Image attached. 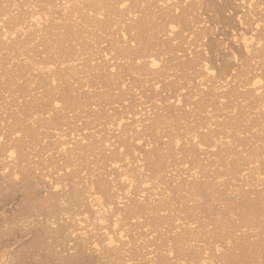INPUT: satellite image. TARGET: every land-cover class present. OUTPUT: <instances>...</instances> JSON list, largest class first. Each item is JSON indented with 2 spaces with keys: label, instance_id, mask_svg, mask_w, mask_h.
<instances>
[{
  "label": "rangeland",
  "instance_id": "rangeland-1",
  "mask_svg": "<svg viewBox=\"0 0 264 264\" xmlns=\"http://www.w3.org/2000/svg\"><path fill=\"white\" fill-rule=\"evenodd\" d=\"M2 1V0H1ZM0 1V2H1ZM39 1V0H38ZM41 1H42V3H41ZM40 1V3H41V5H39L40 7H38L39 8V10H41L42 8H41V6L42 7H45V8H43V9H47L46 11L45 10H41L42 12H46V13H48L47 11H50V13L51 12H53L54 11V13L56 12H60V14H61V11H60V7H59V4H60V1L58 0V2L59 3H57L56 4V2L57 1H52V2H50L51 0H41ZM130 2L132 1V0H129ZM134 1V0H133ZM133 1L131 2L132 3V5L130 4V2H129V7H130V5L133 7ZM145 2H146V4H145V2H144V5L143 4H141V6L143 7L142 9H141V7L140 6H138V7H140V8H137L136 10L138 11V13H139V15H138V17L140 18V16H141V19H139L138 21H140L141 22V24H142V27H144V28H140V24H139V22H137L138 23V25H137V27L135 28V30H134V32H129V33H131L130 35L132 36V33H133V35H134V33H135V37H136V39H139V41L137 42L138 43V45H140L139 46V48H143L144 47V45L146 46V48H147V51H148V49H149V51L150 50H154V52H152L154 55H156L157 57H159L160 58V62H161V68H160V70L162 69L163 71H160L159 72V70H158V72H157V74L158 75H161V76H158V78L155 76L154 78H155V80L156 79H158L157 81H161L160 83L159 82H157V83H155V82H153L151 79H153V75L151 76V79H149V77L148 78H146V82L147 83H144V81H143V77H139L140 76V74H138L137 75V72L138 73H141V76H142V73H146V72H144L143 70H140L139 71V69H138V67L136 66V62L134 63V61L133 60H128L129 62H125L124 61V59H123V61H124V63H123V61H117L119 64L117 65V66H119V67H117L116 66V69L117 70H115L114 72H116L117 74L115 75V74H113L112 73V75L110 74V72H109V70L107 69V68H104V67H106L104 64V66H99V69L98 70H96L97 72H98V74H97V72H96V74H92V76H91V78H88L87 77V80L85 79V74H86V70H87V67H88V63H85L86 61L85 60H87L86 58L88 57L89 58V55L88 54H90V52L88 51L87 52V50L86 49H88V48H86V47H88V46H84V44L86 45V42L83 44V42L84 41H82L83 39H85V41H87V43L89 42V44L88 45H90V46H94V45H92L93 43V41H97V42H104L103 40H105L106 41V45L105 46H108L107 48V50H110L111 48L110 47H113V46H110V43L112 42V41H114V43H113V45L115 44V43H120V41H121V38L120 39H118V37H120V36H118L119 34H118V32H116V31H114V26L113 27H111V25H109V23L111 22V23H114L115 21H116V19H117V21L118 22H120L121 21V18H119V16L121 17L122 15L124 16V14H122V12L120 13V14H122V15H119L118 14V9L117 8H119L120 6H116V9H115V7H114V9L117 11V14H116V12H113L114 11V9L112 10V9H110V8H107V9H109V10H107L106 9V11H105V9H104V11H102V13L104 12V14H105V12H106V15H108V18H107V16H106V18L108 19V21L110 20V22L107 24V27L105 26V27H103L101 24V27H102V29L100 30V31H103L102 33H104L105 31H106V33H104L103 35L101 34V36H100V31H99V29L101 28L100 27V25L99 26H97L96 28H98V27H100V28H98V29H96V28H94V29H91L90 31H92L93 33H91V32H89V28H86V26L85 25H81L80 24V22H78V27H76V25H77V23L76 24H74V23H70V22H72V21H68L67 22V24H71V26H69V28L70 27H72L73 25L72 24H74L75 25V27L74 28H72L73 30L75 29L76 30V28H78L76 31H77V33H76V35L77 34H79V38H81L80 36L81 35H83L84 34V36H82L83 37V39H81V40H79V41H77L76 40V42L75 41H73V40H75L74 38L76 37V36H69V37H71V38H69V37H67V39H68V41L66 40V33H64V32H66V31H64V32H62L61 30H63L62 28H64L63 26H66L65 24H66V22L64 23L63 22V24H62V22L60 21L58 24L59 25H61V30H59V31H57V29H56V31H55V33L53 34V37L52 36H48L47 38H48V40L52 43V47H51V43H49V41L48 42H44L43 41V39L41 40V42H43V46L42 47H36L35 45H37V44H41V42L40 41H38V42H40V43H37V44H35L36 42H34L33 44H31V45H29L30 47H25L26 49L24 50V48H22L23 50H20L18 53L16 52L15 53V51L14 52H12L11 54H10V50L9 49H4V51H1L0 50V74H1V76H2V78L0 77V125H1V128L3 129V131H2V129H1V131H0V137H4L5 139L7 138V136H8V138L7 139H9V136L11 135V134H13V133H16L17 131H20L19 132V136L17 135H14V136H16L18 139H21V140H18L17 142H15L17 139H16V137H15V139H13V140H15V141H13V140H10L13 136H11L10 137V139L8 140V141H13V145H16L17 147H18V149L20 150V151H17V153H18V155H19V153L21 152V149L23 150V153L22 154H20V156L22 157V159H18V158H20V156L17 158L20 162H22V161H24V159L27 161H24L23 163L24 164H22V163H20V165H19V163H17V165H19V167H20V169H21V171L23 172H20V178H19V176H18V178L20 179H18L17 181H15L14 182V180H8L7 178H5L4 177V179H2L3 178V175H2V177L0 176V264H114V262L113 261H115V260H113V259H116V262H115V264H124V262L126 261L127 263H131L132 261L131 260H133L134 259V262L132 263V264H144V262H145V259L143 258V256L142 255H144L145 253V255L147 256V259H148V256L149 257H151V256H153L152 258H151V260H150V258L148 259V260H150L149 262L148 261H146V263L148 262L149 264H153V263H151L152 261H155L156 263H154V264H159V262H160V264H264V207H262L263 208V210H259V208L256 210L255 208H250L249 209V206H252L253 204L255 205L256 203L255 202H257V194L255 195L254 193L257 191H255V189H254V191L255 192H253L252 190L253 189H249L250 187H251V185H250V187L248 188V187H246L244 184L247 182V180L245 181V182H243V179H244V177L246 178V179H248L247 177H250V182L252 181V180H254L255 179V176H253V172H255L254 171V167H255V165H257V164H254V167H252L253 165H250V167L248 166V164H249V162H252L253 160L255 161V159H256V157H255V155L259 158H257L256 159V161L257 160H259V163L261 164H259L258 163V165L256 166V167H258V169H259V171L261 172L262 170L264 171V150H262V148L264 149V125L263 124H260L259 123V121H257V117L254 115L255 113H257V112H259L260 110L262 111L263 109H261L260 108V110L257 108L256 110V112L255 111H253V109L255 108L254 106H256L254 103H256V100H254L253 99V101L252 102H250V97H249V99L250 100H248L249 101V103H248V101H243L242 99H244V98H246V97H244L245 95H247V93H248V91H249V89H251V88H249V87H247V88H249L248 90H246L247 88H241L242 87V84H244L245 86H246V83H248V81L246 82V80L247 79H249V81L251 80V73L253 74V76L255 75V74H258V72L260 71V73H262L261 71L263 70L264 71V67H263V65L262 64H264V58L263 59H261L260 57H264L263 55H262V52L263 51H261L260 53H259V55H257L258 57H259V59H258V57H256L257 59H258V61L256 60V58L254 59V60H252L251 58V61H249L247 58H249V57H247V58H241V57H238V58H240L239 60H240V62H239V60L238 61H236L237 62V64H236V62L235 61H233L232 59H231V57H227L225 54L226 53H228V48L231 50V51H233L232 49L233 48H238V49H234V51H236V52H238V51H240V52H238V54H241L242 52V47H239V46H241L240 44L238 45V46H236L237 45V43L235 44L233 41L231 42V40H232V38H231V33H235L236 32V29L235 28H237L238 30H237V32H236V35H237V37L239 36V34H241V33H244V31H249V32H251V34L252 35H254V38H255V36H257L258 34L260 35V32L262 33V37H264V13H262V12H260V8L258 9V8H254L256 11V13H254V14H256L255 15V18H251V16L250 15H248V11H245V10H247V9H245L247 6H245V8H243V10H241V14H242V16L243 17H241V18H243L241 21L243 22V20H245L244 22H243V25H245V26H243V27H240L239 25H238V23L235 21V19L234 18H232V17H230V18H227V19H230V20H228V21H230V22H232V23H229L228 21H226V20H222V19H215L214 18V14H213V12H211V11H209V10H205V8H201V7H203V5H202V3L204 4V0H201V1H203L202 3H201V1L200 0H195V1H187V2H190V3H192V4H188L187 2H186V7H187V5H188V7L190 6V8L192 9H190V8H187V9H189V10H191V11H193V12H197V14H199V15H197L196 13H193V12H190V14H192V16L194 15L195 17L193 18V23H196V24H199L200 23V21L201 22H203L204 20V22L202 23V24H200L201 26L203 25L204 26V24H206V29H204V31H200V29L202 28H198L199 29V35L201 34V33H203V32H208V33H206L207 35H209V38L211 39V40H213V41H216V39H217V41H219V42H222L223 40H226L227 38V40L225 41V42H228V43H224V41H223V43L224 44H226V49L222 52V53H220V56L223 58H220V56H216V53H218L217 55H219V52H213V51H211L210 49H211V40H208L209 38H207V39H205L204 41H206V42H204V43H208V45L206 46L207 48H202V47H205V46H203L204 44H203V42L202 41H199V43L197 44V42H195L194 40H196V33L198 32V30H196V32H194L193 34H192V36L189 38V40L191 39H194L193 41H192V43H193V48L192 47H190V51L192 50V49H194V50H192L191 52H192V54H194L193 55V57H194V59L197 61H195L197 64L198 63H202V61L203 60H205V62L208 64H210V62H212L211 63V65L212 64H214L216 61V63L217 64H215L214 65V69H212L213 68V66H211V69L212 70H215V67H216V71H214V74H215V72H216V74L215 75H218V74H220V75H222L223 74V76L222 77H224L225 78V80L228 82V86L227 87H229V88H226L228 91V93H232V95H231V97L232 96H234V97H236L237 96V99L235 100L233 97V99L231 98L230 99V97H227V100H223V102H222V100H217V98H218V95H217V98L216 97H212V95L213 96H216V95H214V93L216 94V92H214V91H212V90H214V89H212V85L216 82L215 80L213 81V79H211V76H206V75H204V78H203V76H200V84L197 82L198 81V79H196L197 77H198V75H203V74H205V72L203 73V74H201V70H202V72L204 71L203 69H198L197 70V68H196V71H198V73L195 71V72H193L194 70H195V68H194V70L192 71L191 69H189V67L187 66L188 64H187V61L191 58L192 60H193V57H192V55H191V52L188 50V49H185L186 48V46H185V44L187 45V43L189 42V41H187L186 39H180L179 38V36H180V34L181 33H179V34H176L177 32H179V30H175V33L174 34H176V36H178V37H176L177 38V40H178V38H179V41H177V42H175L174 43V40H176V38L174 37V36H172V35H169V34H167V32L165 31V29H163L164 31H165V33L167 34V35H169V36H171V37H173V41H172V39L171 40H167V38H171V37H167L166 38V36L164 37V35H165V33H164V31H162V30H157V32L158 31H162L161 33H160V36H158L159 35V33H154V32H151V31H155L156 29L153 27L154 26V23H155V25L156 24H158V23H160V22H158V20H156V19H154V20H156L155 22H154V20L152 19H150V18H152V17H148V16H152V15H149V14H151L150 12H154L155 11V13L156 12H158L159 13V10H161V11H165V10H162V9H165V5H162V0H151L152 2H150V0L148 1V0H144ZM157 1H159V2H157ZM182 2V0H176V2ZM196 1L197 2H200L201 3V7H200V5L197 3V5L199 6V8H196V6H194V4H193V2L194 3H196ZM245 2H248V0H244ZM264 1V0H263ZM49 4V2H50V4L49 5H51V6H55L56 8V10H57V7L59 8V10H53V8L54 7H48L47 5L46 6H44L45 4ZM55 4H54V3ZM147 2H149L150 4H152V3H154V5H149ZM178 2V3H179ZM255 4L254 5H257V3H258V5H261L260 3L262 2V0H255V1H253ZM260 2V3H259ZM8 3V2H7ZM6 2H5V4L4 5H6L7 4ZM51 3H53V5L51 4ZM157 3V4H156ZM9 4V3H8ZM7 4V5H8ZM57 5V6H56ZM127 5V6H128ZM163 7V8H161V6ZM257 5V6H258ZM113 6V5H112ZM115 6V5H114ZM160 6V7H159ZM180 6H185L184 4L182 5H180ZM46 7H48L50 10H48V8H46ZM129 7H126L125 9H128ZM149 7H151V8H153V7H155V8H153V9H151V8H149ZM157 7V8H156ZM131 8V7H130ZM129 8V9H130ZM124 9V10H125ZM146 9V10H145ZM150 9H151V11H150ZM155 9V10H154ZM111 10V11H110ZM154 10V11H153ZM158 10V11H157ZM258 10V11H257ZM120 11V10H119ZM161 11H160V13H161ZM166 11H168V10H166ZM165 11V12H166ZM199 11V12H198ZM254 11V10H253ZM202 12V13H201ZM247 12V13H246ZM54 13H52L53 15H54ZM111 13H114V14H112L111 16H112V20H113V18H115V16L117 15L118 17H116L115 18V21L113 20V22H112V20L109 18V15L111 14ZM158 13H156L157 15H155L156 17H159L158 16ZM164 13V12H163ZM49 14V13H48ZM51 14V15H52ZM146 14V15H145ZM189 14V15H190ZM198 16V18H196V15ZM50 15V14H49ZM52 15V16H53ZM57 15H59V14H56V17L58 18V16ZM114 15V16H113ZM144 15H145V21L147 22V21H151V24H149L148 22L146 23L145 21H143L142 20V17H144ZM186 15V14H185ZM262 15V16H261ZM55 16V15H54ZM105 16H103V17H105ZM174 16H176V15H174ZM181 16V15H180ZM179 16V17H180ZM201 16V17H200ZM257 16V17H256ZM60 17V16H59ZM178 17V18H179ZM185 17V16H184ZM188 16H186L185 18H187ZM259 17V18H258ZM262 17V18H261ZM50 18H51V16H50ZM55 17H53V18H51V22H50V19H49V21H48V23L46 24V26L45 27H47V25L48 26H51V24H52V19H54ZM62 18V17H61ZM126 18V17H125ZM125 18H123V19H125ZM189 18V17H188ZM187 18V19H188ZM191 18V17H190ZM190 18L188 19L189 21H190ZM208 18H209V20H208ZM214 18V19H213ZM246 18V19H245ZM248 18H249V20H248ZM251 18V19H250ZM105 19V18H104ZM149 19V20H148ZM182 19V18H181ZM192 19V18H191ZM197 20L198 19V21H195L194 22V20ZM212 19V20H211ZM258 19V20H257ZM262 19H263V21H262ZM106 20V19H105ZM180 20V19H179ZM216 20V21H215ZM251 20V21H250ZM102 21H104L103 19H102ZM116 21V22H117ZM149 21V22H150ZM153 21V22H152ZM181 21H183V22H181ZM181 21H178V22H180V23H178L177 24V28L178 29H180V32L182 31V33L184 32V31H186L187 29H188V31H191V33H192V31H195V29H192V27L191 26H193L194 24H192L191 23V21L189 22V23H191V26L189 27V23L187 22V21H185L184 22V19H182ZM209 21V22H208ZM212 21V22H211ZM213 21H215V23L213 22ZM219 22V25H218V22ZM221 21H222V23H221ZM250 21V22H249ZM259 22L258 24H260L261 25V28H259L260 26L257 24V26H259V27H257L256 26V23L255 22ZM106 21H104L103 23H105ZM157 22V23H156ZM198 22V23H197ZM206 22V23H205ZM212 24H211V23ZM229 23V25L230 24H232V25H230L231 27H233V28H231V29H233V31H235V32H233V31H231L229 28H230V26H229V28H226V27H228V26H224V23ZM236 22V23H235ZM249 22V23H248ZM261 22H262V24H261ZM144 23H146V25L144 24ZM152 23H153V25H152ZM209 23V24H208ZM246 23V24H245ZM248 23V24H247ZM255 23V24H254ZM129 25H130V23H128ZM183 26H182V25ZM214 24H216V25H214ZM236 25V26H233V25ZM250 24V25H249ZM57 25V24H56ZM58 25V26H59ZM129 25H127L126 27H128ZM133 25V24H132ZM135 25V26H136ZM144 25V26H143ZM161 25H162V23H161ZM160 25V26H161ZM179 25V26H178ZM184 25H185V27H184ZM200 25H196V27H200ZM208 25H209V27H208ZM160 26L158 27L159 29H161L160 28ZM242 26V25H241ZM252 26H254V27H252ZM57 27V26H56ZM181 27V28H180ZM204 27V28H205ZM58 29H60L59 27H57ZM66 28H68V26H66L65 27V29ZM148 28V29H147ZM157 28V29H158ZM184 28V29H183ZM185 28H187V29H185ZM243 28V29H242ZM64 29V30H65ZM80 29H84L83 31H84V33L82 34V32H80L79 33V30ZM88 30L87 32L88 33H90V35H87L86 33H85V30ZM105 29V30H104ZM107 29V30H106ZM145 29H147V31L145 30ZM184 31H183V30ZM190 29V30H189ZM208 29V30H207ZM213 29H214V32H213ZM228 29V30H227ZM235 29V30H234ZM241 29V30H240ZM247 29V30H246ZM251 29H253V30H251ZM255 29V30H254ZM67 30V29H66ZM74 30V31H75ZM96 30H98L99 31V33L96 31ZM139 30V31H138ZM145 31V33H144V31ZM256 30H257V32H256ZM258 30H261L260 32L258 31ZM75 31V32H76ZM82 31V30H81ZM94 31H95V33H94ZM113 31V32H112ZM177 31V32H176ZM247 31V32H248ZM59 32V33H58ZM98 34H97V33ZM137 32V33H136ZM148 32V33H147ZM156 32V31H155ZM227 32L230 34V38H229V35H227ZM128 33V32H127ZM152 33L154 34V35H152ZM219 33V34H218ZM56 34L58 35L56 38H55V36H56ZM61 34V35H60ZM81 34V35H80ZM86 34V35H85ZM111 34V35H110ZM118 34V35H117ZM185 36H183L182 34H181V38H182V36H183V38L185 37V38H187L186 36H188V34L189 33H187V31H186V33H183ZM217 34V35H216ZM221 34H222V36H221ZM224 34V35H223ZM92 35V36H91ZM107 35H109V36H107ZM114 36V39H113V36ZM127 35H129V34H127ZM149 35V36H148ZM156 35V36H155ZM163 35V36H162ZM258 35V36H259ZM17 36H18V34H17ZM62 36V37H61ZM88 36V37H87ZM104 36H106V37H104ZM112 36V37H111ZM151 36H152V39H151ZM219 37V38H223V40H219V38H217V37ZM261 36V35H260ZM260 36H259V39H260ZM49 37L51 38V39H49ZM94 37V38H93ZM98 37V38H97ZM100 37V38H99ZM107 37H109V38H107ZM112 38V41L110 42V40H111V38ZM133 37L134 36H132V37H128V38H131V39H133ZM158 37V38H157ZM161 37H162V39H161ZM227 37V38H226ZM44 38H46V37H44ZM53 38V39H52ZM57 38H61V39H65V41H66V43H68V44H62L63 46H64V48L60 45L62 42H61V40L60 41H58L57 40ZM94 39V40H92V39ZM98 40H97V39ZM154 38V39H153ZM162 40H160V39ZM221 38V39H222ZM76 39H78V38H76ZM101 41H100V40ZM108 39H110V40H108ZM135 39V40H136ZM198 39H200V37H198ZM262 39V42H264L263 41V38H261ZM40 40V39H39ZM52 40H53V42H52ZM54 40H56L57 41V43L54 41ZM69 40H71V41H73V42H69ZM92 42H91V41ZM157 40V41H156ZM186 40V42L187 43H184L183 45L185 46V47H183V45H182V47L181 46H179L180 44H182L183 42H181V41H185ZM149 41V42H148ZM152 41H153V43L154 42H156L155 44H153L152 43ZM169 41H171V42H169ZM197 41V40H196ZM54 42H55V44H54ZM60 42V44H58ZM78 42V43H77ZM97 42L95 43L96 45L95 46H99V44L100 43H98L97 44ZM146 42V43H145ZM166 44H165V43ZM169 42V43H168ZM173 42V43H172ZM178 42L180 43L179 45H178ZM191 42V41H190ZM202 42V46H201V48L200 47H198L197 45H199L200 46V43ZM233 44H231V43ZM47 43H49L48 44V46H47ZM82 43V44H81ZM105 43V42H104ZM104 43H102V45H104ZM140 43V44H139ZM158 43V44H157ZM171 43V44H170ZM177 43V44H176ZM195 43V44H194ZM35 44V45H34ZM75 44H78V45H83L82 46V49L84 48V58L82 57L81 59H79L78 58V60L79 61H81V60H83V61H85V62H81V66H79L80 65V63L78 64L77 62H71V60H70V62H69V65L68 64H66L65 65V63H68L66 60H68V59H72L73 57H75L77 54H79L80 52H78V51H80L79 49L81 48L80 46V48L79 47H77V46H75ZM143 44V45H142ZM150 44V45H149ZM154 45V46H152V45ZM158 46H157V45ZM169 44V45H168ZM234 44H235V46H234ZM50 45V46H49ZM60 45V46H59ZM111 45H112V43H111ZM156 45V46H155ZM165 45V46H164ZM171 45V46H170ZM188 45H190L189 43H188ZM187 45V46H188ZM227 45H228V47H227ZM231 45V46H230ZM37 46H40V45H37ZM47 46V47H46ZM56 46V47H55ZM62 50H59V48ZM89 46V47H90ZM94 46V47H95ZM97 46V47H98ZM101 46V45H100ZM103 47L104 49L103 50H106V47ZM110 46V47H109ZM117 46V45H116ZM115 46V47H116ZM137 46V45H136ZM142 46V47H141ZM162 46V47H161ZM168 46H170L169 47V52H168ZM178 46V47H177ZM190 46H192V45H190ZM50 47V48H49ZM115 47H113L112 48V50H115ZM118 47V46H117ZM153 47V48H152ZM161 47V48H160ZM175 47V48H174ZM189 47V46H188ZM199 48V49H196V48ZM31 48V49H30ZM34 48H35V50H34ZM37 48H38V50H37ZM40 48V49H39ZM44 48V50H42ZM46 48V49H45ZM76 48H78V50L76 49ZM92 48V50L94 51V49L95 48H93V47H91ZM100 47H98V48H96V49H99ZM101 48H102V46H101ZM110 48V49H109ZM119 48V47H118ZM146 48L144 47L143 49L144 50H146ZM161 50H160V49ZM167 48V49H166ZM171 48V49H170ZM174 48V49H173ZM180 50H179V49ZM209 48V53L207 52V51H205L206 49H208ZM48 49H50V50H48ZM133 49H135V48H133ZM136 49H137V47H136ZM183 49V50H182ZM203 49V50H202ZM240 49V50H239ZM242 49V50H241ZM7 50L9 51V52H7ZM28 50H30V51H28ZM37 50V52H35ZM57 50V51H56ZM76 50H77V52H76ZM100 50H102V49H99V51H97V50H95L94 52L95 53H100ZM157 50V51H156ZM165 50V51H164ZM171 50H173V51H171ZM178 50V51H177ZM195 50H198V53H197V51H195ZM202 51V52H200V51ZM264 50V49H263ZM6 51V52H5ZM25 51V52H24ZM46 51V52H45ZM48 51H49V53H48ZM60 51V52H59ZM90 51H91V49H90ZM93 51H91V53L93 54ZM116 51V50H115ZM158 51H159V53H158ZM167 51V52H166ZM181 51V52H180ZM186 51H189L190 52V54H186L187 52ZM194 51V52H193ZM5 52V53H4ZM26 52H28L29 53V55H28V53L26 54ZM32 52H35V54L34 53H32ZM43 52H45L46 54H43ZM56 52V53H55ZM82 52V53H83ZM102 52V51H101ZM117 52V51H116ZM146 52V51H145ZM164 52H166V53H164ZM180 52V53H179ZM186 54V55H189V57H186V59H185V57L183 56L184 55V53ZM205 52H207V54L205 53ZM39 53V54H38ZM50 53H51V55H50ZM59 53L61 54V55H59ZM157 53L159 54V55H157ZM161 53H163V54H161ZM180 55H179V54ZM183 53V54H182ZM199 53H200V55H199ZM225 53V54H224ZM8 54V55H7ZM14 54H15V56H14ZM17 54V55H16ZM19 54H21V57L24 55V57H20V56H18ZM26 54V55H25ZM32 54H34V55H36V56H33ZM43 54V55H42ZM53 54H54V56H53ZM62 54H63V56H62ZM81 54V53H80ZM79 54V55H80ZM177 54V55H176ZM197 54V55H196ZM201 54H204V57L201 55ZM206 54V55H205ZM210 54V56H208ZM222 54V55H221ZM258 54V53H257ZM263 54H264V52H263ZM3 55V56H2ZM41 55V56H40ZM57 55V56H56ZM79 55H77V56H79ZM82 56H83V54H81ZM96 55V54H95ZM170 55H171V57H170ZM190 55H191V57H190ZM212 55H214V56H212ZM243 55V54H242ZM261 55V56H260ZM6 56V58L5 59H3L4 57ZM31 56H32V58L36 61V62H38L37 64H39L40 66H41V68L43 67L44 68V65H45V63H47V62H49L50 64H52L53 65V67H54V65L56 66L57 65V68H58V66L59 67H63V70H64V72H63V70L61 71L60 70V68H56L55 67V69L57 70V72H55V73H57V76L59 75V73L61 72V75L60 76H62V73H63V81L61 80V78L59 77V80H57V81H60V82H55V83H58L57 85H59V84H61V85H59L61 88H59L58 86H57V88L56 87H54L56 84H50L49 83V80H48V78H46V77H44V76H46V75H48V74H46V73H44L43 71H45V70H42V72H41V69H39V70H37V71H35L36 70V67L34 66V63H35V61H33V59H32V61H31ZM60 58H59V57ZM62 56V57H61ZM65 56V57H64ZM163 56H165V57H163ZM183 56V57H182ZM201 56H202V58H203V60L201 59ZM207 56V57H206ZM239 56V55H238ZM244 56V55H243ZM242 56V57H243ZM255 56V55H254ZM3 57V58H2ZM10 57H11V59H10ZM18 58V60H16V58L13 60L12 58ZM20 57V58H19ZM28 57H30V59L28 58ZM36 57V58H35ZM38 57V58H37ZM40 57V58H39ZM58 57V58H57ZM80 57V56H79ZM86 57V58H85ZM97 57H99V55H97ZM175 57H178V58H175ZM215 57V58H214ZM245 57V56H244ZM41 58H42V60H41ZM63 58H66L65 60H63ZM132 59H134V56H132L131 57ZM175 58V59H174ZM182 58V59H181ZM183 58H184V60H183ZM197 58V59H196ZM205 58V59H204ZM210 58H212V59H210ZM217 58V59H216ZM219 58V59H218ZM227 58V59H226ZM24 59H25V61H24ZM29 59V60H28ZM74 59V58H73ZM77 58L75 57V60H76ZM85 59V60H84ZM129 59H130V57H129ZM176 59H179V61H181L180 63H179V61L178 60H176ZM181 59V60H180ZM188 59V60H187ZM190 59V60H191ZM201 59V60H200ZM209 59V60H208ZM214 59V60H213ZM246 59H247V61H249V62H247L246 63ZM262 61H261V60ZM2 60V61H1ZM4 60L7 62V63H9V64H7L6 62H4ZM10 60H13L14 62H15V60H16V62L14 63V62H11ZM39 60V61H38ZM74 60V61H75ZM135 60V59H134ZM189 60V62L191 63L192 62V60L190 61ZM207 60H208V62H207ZM225 61L226 63H227V69L228 70H226L225 69V71H223L222 72V74H221V67H222V63L220 62V61ZM256 60V61H255ZM19 61H20V63H21V61H22V63H21V65H20V63H19ZM31 61V62H30ZM69 61V60H68ZM77 61V60H76ZM126 61H127V59H126ZM136 61V60H135ZM173 61H174V63H173ZM186 61V62H185ZM199 61V62H198ZM241 61H242V63H241ZM252 61H254L255 63H253ZM24 62V63H23ZM45 62V63H44ZM61 62H63L62 64H61ZM163 62V63H162ZM166 62V63H165ZM171 62V63H170ZM177 62V63H176ZM182 62H184L185 63V65H184V63H183V65L181 66V63ZM193 62H194V60H193ZM193 63V65L194 64H196V63ZM204 62V61H203ZM239 62V63H238ZM250 62H252L251 64H249ZM19 63V64H18ZM30 63L31 64H33L32 66H30ZM42 63H44V65L42 66L41 64ZM71 63H75V64H71ZM76 63H77V65L80 67H77V69H74V71L75 70H78V68L79 69H82V70H80V71H83V72H80V71H78L79 72V74L81 73V75H83L84 74V76H82V77H84V78H82V79H85L84 81L86 82V89H85V82L84 81H80V79L79 80H77L79 77L81 78V76L77 73L76 74V76L74 75L75 74V72L73 73V71L71 70V69H73L75 66H72V65H76ZM82 63H84L83 65H85V67H82ZM126 63V64H125ZM141 63H144L143 61L141 62ZM168 63V64H167ZM260 63H261V65H260ZM5 64V65H4ZM11 64V65H10ZM14 64V65H13ZM20 65V66H18V65ZM25 66H24V65ZM36 64V63H35ZM86 64H88V65H86ZM164 64V65H163ZM173 64V65H172ZM176 64V66H175V68H172V67H174V65ZM180 65V66H178V65ZM187 64V65H186ZM231 64H232V66L234 67H232L231 66ZM248 64H249V67H248ZM7 65V66H6ZM16 65V69L14 68V66ZM29 65V66H28ZM71 68H67L68 66ZM71 65V66H70ZM76 65V66H77ZM170 65V66H169ZM172 65V66H171ZM199 66H200V64H198ZM198 65H196L197 67H198ZM221 65V66H220ZM237 65V66H236ZM243 65H245L244 67H242ZM254 67H252V66ZM260 65V66H259ZM35 68H34V67ZM67 66V67H66ZM87 66V67H86ZM140 66H142V65H139V67ZM166 66H168V67H166ZM177 66H178V69L180 70V67H181V69L183 68V66H184V68L182 69V71L180 70H178L177 69ZM188 67V68H186V67ZM230 66H231V68H230ZM4 67H6V68H4ZM11 67H13V68H11ZM21 67H23L22 69H21ZM26 67H28V68H26ZM31 67H33V69H31ZM53 67H52V69H53ZM103 67V68H102ZM159 67H160V65H159ZM162 67H164V68H162ZM258 67V68H257ZM263 67V68H262ZM11 68V69H10ZM20 68V69H19ZM76 68V67H75ZM83 68H86L85 69V71L83 70ZM166 68H168V69H166ZM186 68V70L184 71V69ZM199 68H201V67H199ZM220 69V72H217V71H219V69ZM238 68H239V70H238ZM247 68H248V70H247ZM256 68V69H255ZM260 68H261V70H260ZM35 69V70H34ZM55 69H53V71H55ZM102 71H101V70ZM104 69H106L107 71H105ZM166 69V70H165ZM172 69V70H171ZM187 69H189V70H187ZM230 69L231 70H233V74H232V71H231V73H230ZM236 71H235V70ZM257 69H259L258 71H257ZM14 70V71H13ZM99 70L101 71V72H99ZM171 70V71H170ZM179 72H178V71ZM243 72H242V71ZM254 70H256L257 71V73H255L256 71H254ZM3 71V72H2ZM173 71V72H172ZM190 73H189V72ZM227 71V72H226ZM235 71V72H234ZM239 73H238V72ZM244 71H245V73H244ZM247 71H250V74H249V76L247 75L249 72H247ZM6 74H5V73ZM13 72V73H12ZM88 72H89V70H88ZM92 72V71H91ZM94 72V71H93ZM106 72H109V74H107ZM162 72V73H161ZM176 72V73H175ZM230 74H229V73ZM244 73V74H246V76H247V78H246V80L244 79V77H246L245 75H244V77H243V75H242V73ZM10 73V74H9ZM41 73V74H40ZM67 73H70L71 74V76L73 77L74 76V78L72 79V80H70V74H69V76L68 75H66V78L67 77H69V80H68V78H67V80H66V78H64V76H65V74H67ZM83 73V74H82ZM95 73V72H94ZM100 73V74H99ZM164 73H167L168 75L166 76V74L164 75ZM172 73V74H171ZM196 73V74H195ZM226 73V74H225ZM236 73V75H234ZM264 73V72H263ZM44 74V75H43ZM89 74H90V72H89ZM89 74H87V75H89ZM163 74V75H162ZM171 74V75H170ZM197 76H195V75ZM224 74L225 75H229V77H227V76H224ZM239 74L241 75V76H239ZM8 75V76H7ZM10 75V76H9ZM14 75V76H13ZM56 75V74H55ZM77 75H79V77L77 76ZM113 75H115V77H113ZM172 76V77H170V76ZM174 75V76H173ZM175 75H176V78H175ZM56 76V78L58 79V77ZM144 76V75H143ZM164 76V77H163ZM169 76V77H168ZM233 76V77H232ZM6 77H8V78H6ZM75 77H77V78H75ZM113 77V78H112ZM160 77H162V78H160ZM170 80H168L167 78ZM204 79V82H202L203 81V79ZM206 77V78H205ZM219 77V76H218ZM238 77V78H237ZM243 77V78H242ZM249 77V78H248ZM4 78V79H3ZM10 78V79H9ZM143 78V79H142ZM195 78V79H194ZM224 78H222V79H224ZM227 78H228V80H227ZM235 79V80H233V79ZM4 81H3V80ZM8 79V80H7ZM76 81H78V82H76ZM147 79H148V81H147ZM165 79V80H164ZM167 79V80H166ZM175 79V80H174ZM179 81H178V80ZM211 79V80H210ZM243 79H244V81L245 82H243ZM145 80V79H144ZM162 80H164V81H162ZM171 80H173V81H171ZM207 81V83H206V81ZM10 82V83H7V82ZM48 81V82H47ZM61 81H62V83H61ZM67 81V82H66ZM80 81V82H79ZM143 81V82H142ZM150 81H152V82H150ZM176 81V82H175ZM178 81V82H177ZM195 81V82H194ZM230 81H232V83H233V85H232V83L230 82ZM237 81V82H236ZM243 83H242V82ZM124 83V85H120L121 83ZM163 82H164V85H162L163 84ZM169 82V83H168ZM173 82V83H172ZM206 83L207 85H205L206 87H208V91H206L207 90V88H204V89H202V87L200 88V86L199 85H201L202 83ZM239 82V83H238ZM240 82H241V85H240ZM4 83H7V84H4ZM140 83H141V85H140ZM159 83V84H158ZM166 83V84H165ZM193 83V84H192ZM195 83V84H194ZM212 85H211V84ZM238 83V84H237ZM50 84V85H49ZM153 84V85H152ZM154 84H156V86H157V84L159 85V86H157V89H155V86H154ZM167 84H168V86L169 87H167L166 88V86H167ZM175 84V85H174ZM231 84V85H230ZM237 86H236V85ZM11 85V86H10ZM31 85V86H30ZM53 85V86H52ZM82 85H83V88L84 89H82ZM89 85V86H88ZM120 85V86H119ZM125 85H127V86H125ZM166 85V86H165ZM172 85V86H171ZM195 85V86H194ZM196 85H197V87L199 86V89L196 87ZM243 85V86H244ZM90 87V88H88V87ZM124 87V88H122V89H120L119 87ZM144 86V87H143ZM164 86V87H163ZM171 86V87H170ZM211 86V87H210ZM153 87H154V89H153ZM159 87H162V88H159ZM210 87V88H209ZM214 87V86H213ZM236 87H238V88H236ZM89 89V91L90 92H87L88 91V89ZM127 88V89H126ZM132 88H135V89H133L134 91L132 92ZM165 88H166V91H163V90H165ZM184 88L186 89V90H184ZM235 88V89H234ZM242 90H241V89ZM55 91H54V90ZM62 89V90H61ZM123 89H125V90H127L126 92H127V94H125V90L123 91ZM138 89V90H137ZM162 89V90H161ZM201 89L202 90H204V91H202V92H200L201 91ZM239 89V90H238ZM244 89V90H243ZM94 90V92H92ZM96 90V91H95ZM129 90H130V92H129ZM152 90V91H151ZM154 90V91H153ZM168 90V91H167ZM180 90H182V92H180ZM185 92H184V91ZM233 90V91H232ZM246 90V91H245ZM156 91H158V93H156ZM179 91V92H178ZM198 93H197V92ZM212 91V92H211ZM239 91V92H238ZM246 92V94L244 95L243 93H241V92ZM88 94H87V93ZM138 92V93H137ZM184 92V93H183ZM205 92H207V93H205ZM214 92V93H213ZM90 93V94H89ZM179 93V94H178ZM193 93H195V94H193ZM203 93V94H202ZM212 93V94H211ZM239 95H238V94ZM97 94V95H96ZM103 94H105V95H103ZM131 94V95H130ZM134 94V95H133ZM135 94H136V97H135ZM196 94H197V96H196ZM199 94V95H198ZM205 94V95H204ZM211 94V95H210ZM140 97H139V96ZM173 95V96H172ZM180 95V96H179ZM192 95H194V96H196V97H193ZM248 95H250L251 96V92L250 93H248ZM43 96H44V98H43ZM93 96H94V100L93 99H91V97L93 98ZM97 98H96V97ZM108 96V97H107ZM172 96V97H171ZM177 96H179L178 98L179 99H181V103H180V105H177L176 106V103H175V100L177 99ZM201 96V97H200ZM213 98H211V97ZM240 96V97H239ZM135 97V98H134ZM139 97V98H138ZM167 97V98H166ZM170 97V98H169ZM175 97H176V99H175ZM190 97H192V98H190ZM244 97V98H243ZM76 98V99H75ZM211 98V99H210ZM253 98V97H252ZM44 99V100H43ZM54 99H56V101L58 100L59 101V103H60V105H58L59 107H58V109H54V108H51V106L49 107L48 106V104H47V106H46V108L48 107V109H54L53 111H52V113L51 114H49V115H51V117L52 118H50V116L49 115H42V107H43V105H45V103H47L48 101H50V100H54ZM102 99V100H101ZM107 99V100H106ZM139 99V100H138ZM175 99V100H174ZM199 99V100H198ZM241 99V100H240ZM48 100V101H47ZM73 100V101H72ZM74 100H77V101H75L76 103H74ZM96 100V101H95ZM198 100V101H197ZM217 100V101H216ZM35 101V102H34ZM47 101V102H46ZM105 101V102H104ZM126 101V102H125ZM141 101V102H140ZM144 102V104H143V102ZM157 101V103H155ZM164 101V102H163ZM169 101V102H168ZM172 103H171V102ZM197 101V102H196ZM31 102V103H30ZM95 102V103H94ZM154 102V103H153ZM173 102H174V105H172L173 104ZM221 103L220 105H219V103ZM240 102V103H239ZM30 103V104H29ZM49 103V102H48ZM82 103V104H81ZM28 104H29V106H28ZM32 104V105H31ZM86 104V105H85ZM92 104H94V105H92ZM140 104H141V106H140ZM158 104H159V106H158ZM183 104V105H182ZM245 104V105H244ZM257 104V103H256ZM18 105V106H17ZM31 105V106H30ZM62 105V106H61ZM80 105V106H79ZM82 105H85V106H82ZM96 105V107H94ZM142 105H144V106H142ZM145 105H146V107H148V108H150V111L151 110H153V111H151L152 113L154 112H156L158 115L159 114H163V115H161L162 116V118H160V120L161 119H163V116L164 115H167V116H164L167 120L169 119V121L167 122V120L164 118L163 120H161V121H163V122H161L160 120L158 121L159 122V125L157 124V125H155L156 126V128H157V132L155 131V129H154V131L152 132L153 133V135H152V133H151V131L149 132V131H147V130H145L146 132H141L142 134L141 135H138V134H136V135H138L139 136V138L141 139V141H138V142H140V143H138V142H134V140H136L137 138H138V136L136 137V139L134 138V137H132V140H130V139H128V141L130 140V142H128L127 141V139L125 138V137H123L122 135H121V133H118V132H116V131H114L113 129H112V131H113V133L114 134H112V131H111V133H110V136H108L109 135V133H107V136L110 138L111 137V139L113 140V142H115V141H119L120 142V139H122L123 141H124V139L127 141V143L130 145V150L132 151H134L133 153L135 154H137V156H136V154L134 155L133 153V155L131 154L130 155V152L128 153V157H127V148H125L126 147V141H124L125 142V145H124V149H123V152H124V150H125V152H124V154H126L125 155V157L127 158V159H130V161L131 162H133L132 160H134V162L136 163V166H134V164H133V166L134 167H129L130 169H128V167L127 168H125V169H128V170H136V168H137V170L138 171H140V169H139V166H138V164H140L141 162V164L142 165H144V166H146V167H144V166H142V165H140V167H142V171H140V172H142L141 174H140V177H138L139 179V181L137 180V181H135V183H134V186L130 189V191H129V193L130 194H124V192H125V184L123 185V184H121L120 182H119V180L120 179H118V172H116V170L114 169H111L112 167H111V165H109L110 164V162H108L110 159H113V158H117V160H119V161H121V162H119V165L121 164V165H125V161H127V163H129L128 162V160H123L122 158L124 157L123 155H119V156H117V153L115 152V150H116V146H118V144L116 143V145H113V147L115 146L116 148H113V149H115L114 151H112L111 150V152L109 153L108 151H110V149H108L107 150V148H105L104 146L102 147V145H100V146H97L98 148V151H96L97 149H92L91 151H90V149L91 148H89V146L90 147H92L91 145H93V143H95L97 140H96V135L98 134V133H100L101 135H103V136H106V134H105V126H104V124L106 123V122H109L110 121V116H113V117H115V116H118L120 113V115L123 117H125V115H126V117L129 115V113H130V116H128L129 118L131 117V114L133 115L134 114V111L135 112H137V110L138 109H145ZM152 107H151V106ZM159 107H157V106ZM171 105V106H170ZM33 106V107H32ZM135 106L137 107V106H140V108H138L137 110H136V108H135ZM233 106H235V108L232 110V108H233ZM17 107V112H19V114L16 112V109L15 108ZM84 107V108H83ZM161 107V108H160ZM174 107V108H173ZM252 107H254L253 109H252ZM18 108H19V111H18ZM31 108H32V110H31ZM147 108V109H148ZM154 108V109H153ZM15 109V110H14ZM27 109V110H26ZM34 109H35V112H34ZM159 109V110H158ZM162 109V110H161ZM250 109H252V110H250ZM27 111V112H25V111ZM30 112H29V111ZM163 110H164V112H163ZM259 110V111H258ZM14 111V112H13ZM22 111V112H21ZM38 113H37V112ZM23 114L24 113V115H25V117H24V115H22L21 113ZM33 112L36 114L37 113V115L35 116V114H34V116H33ZM41 112V113H40ZM50 112H51V110H50ZM55 113V115L56 116H54L53 114ZM133 112V113H132ZM162 112V113H161ZM231 112H233V113H231ZM237 113V115H239V116H236L235 114ZM249 112H251V113H249ZM254 112V113H253ZM25 113H27V114H25ZM127 113H128V115H127ZM156 113L154 114V116L156 115ZM165 113V114H164ZM207 113V114H206ZM239 113V114H238ZM252 113H253V115H252ZM259 113H261V112H259ZM258 113V114H259ZM263 113H264V111H263ZM21 114V115H20ZM28 114H31L32 115V117H35V119L33 120V119H31V118H29L31 115H28ZM39 114H40V116H39ZM248 114L250 115V116H248ZM262 114V113H261ZM27 115V116H26ZM115 115V116H114ZM157 115V116H158ZM235 115V116H234ZM263 115V114H262ZM46 116V117H45ZM47 116H48V118H50L51 119V121H52V119H55V117H60L59 119H60V121H59V119L57 120V121H59V122H56V123H58V124H56L57 125V127H55L56 125H52V124H49V122L50 123H53V122H51L49 119H47ZM153 116V115H152ZM157 116H155V117H157ZM172 118H171V117ZM208 116V117H207ZM214 116L215 117H217V118H214ZM222 116V117H221ZM232 116V117H231ZM125 117V118H126ZM160 117V116H159ZM213 117V118H212ZM219 117V118H218ZM221 117V118H220ZM226 117V118H225ZM235 117H237V118H235ZM240 117H242V118H240ZM249 117V118H248ZM256 117V120L254 119ZM56 118V119H57ZM62 118H65L64 120L62 119ZM233 118V119H232ZM246 118V119H245ZM252 118V119H251ZM30 119V120H29ZM172 119V120H171ZM179 119H180V121H179ZM181 119H182V121H181ZM220 119H223V120H220ZM239 119H244V123H243V121H239L240 123H238L236 120H239ZM249 119V120H248ZM8 120V121H7ZM45 120V121H44ZM47 120H49V121H47ZM165 120V121H164ZM171 120V121H170ZM31 121V122H30ZM128 121H131V120H128ZM173 121V122H172ZM211 121V122H210ZM219 121V122H218ZM222 121H224L223 123H222ZM236 121V122H235ZM161 122V123H160ZM167 122V123H166ZM211 123L210 125H213L212 127L211 126H209V125H207V123ZM61 123V124H60ZM164 123V124H163ZM227 123V124H226ZM230 123V124H229ZM55 124V123H54ZM162 124V125H161ZM165 124H167L166 126H165ZM225 124L227 125V126H225ZM168 125L170 126V127H168ZM205 125H207V126H205ZM215 125H217V127L215 126ZM228 125H229V127H228ZM231 125V126H230ZM3 126V127H2ZM154 126V127H155ZM208 126L209 127H211L210 129L208 128ZM5 127V128H4ZM153 127V128H154ZM162 127V128H161ZM203 128L204 127V130L203 129H199V128ZM205 127H207V129H209V130H206V128ZM215 127H216V129L218 130V131H216V129H215ZM228 127V128H227ZM55 128V129H54ZM161 128V129H160ZM165 128V129H164ZM4 129H6V130H4ZM56 129H57V132L59 131V132H61V131H64L66 134H69V133H71V132H74L75 134H80L81 135V138L82 137H85V138H87L88 139V141L86 142V143H88V148H89V151H88V148H87V150L83 153V154H80L81 156H76L75 157V160L76 159H80V160H78V162H77V160L76 161H74V159L73 160H71L70 162H68V161H66V163H69V164H65L64 163V161H62V157L61 156H59L57 153H56V151L53 149V150H51V151H49L48 152V149L50 148V145H51V143L55 140L54 139V136H55V133H57L56 132ZM159 129V130H158ZM214 129V130H213ZM222 129V130H221ZM261 129V130H260ZM34 130V131H33ZM35 132V133H33V132ZM160 131H161V133H160ZM192 131H196V133H198L199 135L202 133L203 135H202V137H205V134H206V136L208 135V133L207 132H211L210 134H209V136L212 134V135H217V136H219V137H221V138H219V139H217L218 140V142H216L217 144H215L214 145V151H212L210 148H206V147H203V149H199L200 150V152H198L197 150H196V152H198V153H196V154H199V155H195V151H193V158H191L192 157V155H190L189 157H185L184 155H181V154H178V153H176V152H178L175 148H174V138L175 137H179V138H181L184 134H186V133H189V132H192ZM3 132H4V134H3ZM5 132H6V134H5ZM218 132V133H217ZM220 132V133H219ZM118 133V134H117ZM145 133V134H144ZM157 133V134H156ZM105 134V135H104ZM112 134V135H111ZM150 134V135H149ZM155 134V135H154ZM6 135V136H5ZM22 135V136H21ZM145 135H146V138H145ZM148 135V136H147ZM152 135V136H151ZM197 135V134H196ZM198 135V136H199ZM144 136V137H143ZM216 136V137H217ZM22 137V138H21ZM113 137H114V139H113ZM120 137V138H119ZM141 137H143V138H141ZM184 137V136H183ZM182 137V138H183ZM14 138V137H13ZM116 138V139H115ZM124 138V139H123ZM138 138V139H139ZM185 138V137H184ZM199 138H201V135L199 136ZM215 138V137H214ZM263 138V139H262ZM119 139V140H118ZM139 139V140H140ZM216 139V138H215ZM4 140V139H3ZM111 140V141H112ZM121 140V141H122ZM146 140V141H145ZM148 140V141H147ZM258 140H260L259 142H258ZM7 140L6 141H3V146L0 144V148H5L4 146H5V144L8 142ZM172 141V142H171ZM184 141L186 142V139H184ZM183 141V139L181 140V143L182 144H184L185 142ZM255 141H257V142H255ZM262 141V142H261ZM22 142V143H21ZM113 142H111L112 144H113ZM133 142V143H132ZM146 142H148V143H146ZM188 142V141H187ZM5 143V144H4ZM10 143V142H9ZM89 143H91V145L89 144ZM131 143L133 144V145H131ZM144 143H146V144H144ZM150 143H152V144H150ZM120 144V143H119ZM149 144V145H148ZM154 144V145H153ZM166 144V145H165ZM258 144V145H257ZM262 144V145H261ZM129 145H127V146H129ZM140 145H141V148H139L140 147ZM189 145H190V142H189ZM189 145L187 144V146L189 147ZM217 145V146H216ZM94 146V145H93ZM134 146V147H133ZM145 146V147H144ZM148 146V147H147ZM192 146V145H191ZM137 147V148H136ZM151 147V148H150ZM173 147V148H172ZM135 148V149H134ZM147 148V149H146ZM148 148H149V150H148ZM168 148V149H167ZM189 148H191V147H189ZM257 148H258V150H257ZM136 149H138V150H136ZM144 149V150H143ZM151 149V150H150ZM152 149H154V150H152ZM159 151H158V150ZM165 149V150H164ZM254 149V150H253ZM3 150V149H2ZM130 150H128V151H130ZM136 150V151H135ZM143 150V151H142ZM145 150H146V152H145ZM161 150V151H160ZM172 150V151H171ZM174 150H175V152H174ZM206 150V151H205ZM260 150H261V152H260ZM92 151H94L95 153H93ZM171 151V152H170ZM210 151V152H209ZM0 152H3V151H1V149H0ZM93 153V155H94V157L92 156V153ZM96 152L98 153V154H96ZM101 152V153H100ZM116 153V156H115V153ZM138 152V153H137ZM141 152V153H140ZM148 152H149V154H148ZM205 152V153H204ZM259 152V153H258ZM107 154V155H104V154ZM174 153V154H173ZM213 153H214V155H213ZM110 154V155H109ZM112 154H114V155H112ZM155 154V155H154ZM157 154H158V157L156 158L155 156H157ZM178 154V155H177ZM202 154V155H201ZM247 154H249V155H247ZM261 154H262V156H261ZM4 156V152H3V154H0V156ZM24 155H25V157H24ZM82 155H84V156H82ZM86 155V156H85ZM88 155V156H87ZM100 155V156H99ZM130 155V156H129ZM176 157H175V156ZM180 155V156H179ZM213 155V156H212ZM245 155H247V157L245 156ZM27 156V157H26ZM123 156V157H122ZM143 156V157H142ZM160 156V157H159ZM177 156H179V158L177 157ZM184 156V157H183ZM217 158H216V157ZM252 156V157H251ZM260 156V157H259ZM61 157V158H60ZM83 157V158H82ZM85 157V158H84ZM97 157L99 158V159H97ZM119 157V158H118ZM124 157V158H125ZM151 157V158H150ZM154 157V158H153ZM254 157V158H253ZM153 158V159H152ZM182 158H184V159H182ZM215 158V159H214ZM252 158H253V160H252ZM103 159V160H102ZM109 159V160H108ZM122 159V160H121ZM137 159H139V161L137 162ZM152 159V160H151ZM163 159V160H162ZM170 159V160H169ZM182 159V160H181ZM188 159V160H187ZM196 159V160H195ZM142 160V161H141ZM161 160H162V162H161ZM165 160H167V161H165ZM173 160H175L174 161V163H175V165H174V163H173ZM200 160V161H199ZM0 161H1V158H0ZM73 161V162H72ZM96 161H98V162H96ZM122 161H124V162H122ZM171 162V164H172V166H171V164H170V162ZM185 161V162H184ZM196 161V162H195ZM75 162V163H74ZM130 162V163H131ZM144 162V163H143ZM159 162V163H158ZM198 162V163H197ZM202 162V163H201ZM29 163H30V165H29ZM70 163H72V164H74V165H71ZM98 163V164H97ZM126 163V164H127ZM159 165H158V164ZM162 163V164H161ZM187 163V164H186ZM188 163H189V165H188ZM0 167L2 166V162H0ZM26 164V165H25ZM156 164H157V167H156ZM165 165V170H163L164 168V166H162V165ZM181 164H184V165H181ZM228 164V165H227ZM24 165L26 166V167H28L27 169H29V167H31L28 171L26 170V169H22V167H24ZM29 165V166H28ZM65 165H70L71 166V168L69 167V170L68 171H65V173H64V170H65ZM128 165V164H127ZM126 165V166H127ZM155 165V166H154ZM161 165V166H160ZM179 165H181V166H179ZM205 165H207V166H205ZM235 165H237V167H236V169L235 170H231V168L232 167H234ZM246 165H247V167H249V168H251V169H253V171L252 170H250V171H252V173L251 172H249V171H244L243 172V170L244 169H246L247 167H246ZM47 166L49 167H51V168H53V173H55L58 169L59 170H62L63 168V172H61L62 174H64V176L62 175V174H59L60 176H59V178L60 177H64L63 179L62 178H60V180H66L65 182H64V184H67L66 185V187H64L63 188V190L61 189V193L59 192L58 193V195L59 196H57L58 198L59 197H61V198H59L60 199V201L61 200H63V201H61V202H59V199H58V201L57 200H55L57 197H55V199H51V200H53V201H51L50 200V197L49 196H51V198H53L52 197V195L49 193V190H47L48 189V186H47V181L46 180H44L43 179V177L44 176H47L48 174H46L47 172H46V168H47ZM66 166V167H67ZM75 166V167H74ZM111 168H110V167ZM125 166V167H126ZM129 166H132L131 164H129ZM151 168H150V167ZM159 166V167H158ZM174 166V167H173ZM190 166V167H189ZM201 166V167H200ZM230 166V167H229ZM26 167H24V168H26ZM121 167V166H120ZM124 167V166H123ZM136 167V168H135ZM167 167H169L170 169H167ZM175 168V169H173V168ZM181 167V168H180ZM183 167V168H182ZM186 167V168H185ZM196 167H198L197 168V170H199V168H200V170H201V173H200V177H199V181L197 180V182L201 185V182L200 181H202V184H203V186H205L206 188H203V187H201L200 185H199V187H201V188H199V190L198 189H196L195 191L197 192V194H195L196 192L195 191H192V193L190 194V192H189V194L188 195H186L187 193H188V191H186V188H185V191H184V189H182L183 187H187V185L185 184V183H183L182 181H184V179H185V175H186V173L185 172H187V171H185L186 169L187 170H189V168H190V170L193 168H195L196 169ZM204 169H203V168ZM222 167V168H221ZM223 167H224V169L225 170H223ZM263 167V168H262ZM35 168V169H34ZM134 168V169H133ZM156 168L158 169V168H160L159 170H160V172H158V170H156ZM177 168V169H176ZM185 168V169H184ZM122 169H124V168H122ZM124 169V170H125ZM144 169L145 170H149V169H151V170H153V172L151 171V170H149L148 172L147 171H144ZM184 169V170H183ZM192 169V170H193ZM261 169V170H260ZM26 170V171H25ZM66 170H67V168H66ZM163 170V171H162ZM170 170V171H169ZM177 172H176V171ZM223 170V171H222ZM20 171V170H19ZM47 171H48V169H47ZM49 173H51L52 171L49 169ZM55 171V172H54ZM99 173V174H97V172ZM158 173V174H156V172ZM173 173H172V172ZM181 171V172H180ZM196 171V170H195ZM231 171V172H230ZM261 172V173H264V172ZM68 172V173H67ZM96 172V173H95ZM104 172V173H103ZM140 172H138V173H140ZM149 172H151V173H149ZM166 172V173H165ZM169 174H168V173ZM27 173V175H25ZM45 173V174H44ZM67 173V174H66ZM110 173H111V175H110ZM156 174V176H155V174ZM163 173V174H162ZM172 173V174H171ZM181 173H185L184 174V176H180V175H183V174H181ZM244 173H245V175H244ZM252 174V176H251V174ZM29 174H32L33 176H35V178L31 175H29ZM85 174V175H84ZM95 174H96V176H95ZM115 174V176H116V178H115V176H113ZM150 174V175H149ZM161 174V175H160ZM228 174V175H227ZM243 175V176H241V175ZM1 175V174H0ZM43 175V176H42ZM56 174H54V176H53V174L51 173V175H49V176H51V177H53V179H59L58 178V176L56 177L55 176ZM62 175V176H61ZM89 175V176H88ZM97 175H99V176H97ZM138 175V174H137ZM142 175H145L144 177L142 176ZM152 175H154L153 177H152ZM157 175H158V177H157ZM165 175V176H164ZM172 177H171V176ZM176 175L179 177V178H176ZM203 176V178L200 180V178ZM224 175V176H223ZM240 175V176H239ZM5 176V175H4ZM28 176V177H31V178H28V179H26V177ZM42 176V177H41ZM86 176V177H85ZM88 176V177H87ZM106 176H111V177H109L110 179L112 178L113 180H115L114 181V183L112 184L111 182H110V179L109 178H107ZM147 176V177H146ZM149 176V177H148ZM163 176H164V178H163ZM174 176V177H173ZM6 177H8V176H6ZM83 177V178H82ZM89 177H90V179L94 182V184H93V189L94 190H91V192L92 191H95V190H97V191H99V193L96 191L95 193H97L98 195L97 196H101L102 194V196L100 197L101 198V201H103L104 200V202L107 200V198L109 197V194H110V198H108V201L110 200H112V202L113 203H115V199H117L116 197H121V198H123V199H125V200H123V203H122V206H124L123 204H125L126 205V207L124 208V209H126L127 207V210H130V208H132V209H134V206H135V204L136 205H144L145 203H148V205L147 204H145L147 207L148 206H150V205H152V207L150 206L149 208L150 209H147L148 211L150 210V212H146V211H144L143 213H145V214H141V213H139V214H141V218L139 219L138 217H137V219H135L133 216V218L134 219H132V217L131 216H128V217H130V218H128L127 219V212L124 214L125 216L123 217L124 219H123V221L121 220V222H120V224H118L119 226H117V227H119V229L121 228V226H122V230L124 231V233H125V235H127L126 237H127V241H128V239L130 240V242L129 243H133V244H131V246H129L130 244H128L125 248H124V250L126 249L127 251L125 252L124 251V254L126 255V257H124V258H118V261H117V257H119V256H117L116 254H115V252H114V254H112L111 253V251H109V252H106V248H104L101 252L99 251L98 253L97 252H95L94 250H92V248L90 247V246H87V247H89V248H91V250H89L88 248H86L87 250H85L84 249V251L83 252H81L80 250V252L79 251H77L78 250V247H76L77 246V244L79 243L78 241H76V239H75V237H73L75 240V249H77V250H73L74 252H71L72 250H70V246L72 245H74L73 243H70L71 241H66V240H73L72 239V236H70L71 234V232L73 231L71 228H77L76 226L78 225V222L77 221H75V222H77V224L74 222V220H76V219H78V220H82L83 219V217H81L80 216V214H83L84 212H87V211H89L90 213H89V215L92 213L91 212V210H90V206H89V208H88V206L87 205H89V201H88V198H87V192L86 191H84V190H82V192H86V194L85 193H82L81 191L78 193H75L74 192V190H72L73 189V187H74V183H79V181H80V184L82 183V179H86L87 180V178H88V180H89ZM93 177H94V179H93ZM99 177V178H98ZM105 177V178H104ZM241 177H243V178H241ZM33 178H34V180H33ZM45 178V177H44ZM67 178V179H66ZM82 178V179H81ZM97 178V179H96ZM103 178V179H102ZM106 178H107V180H106ZM145 178V179H144ZM149 178V179H148ZM156 178V179H155ZM159 178V179H158ZM175 178L176 179H178L177 180V182H179V183H177L176 182V180H175ZM263 178H264V176H263ZM28 180V181H30V182H28V181H26V180ZM30 179V180H29ZM73 179H75V181L73 180ZM101 180V182H102V180L106 183L104 186L106 187L105 189H104V187H99L98 185H96V183L98 184L99 182H100V180ZM111 179V180H112ZM137 179V178H136ZM135 179V180H136ZM141 179V180H140ZM165 179V180H164ZM170 179V180H169ZM182 179V180H181ZM206 179H207V181H206ZM4 180V181H3ZM46 181V183L44 182V181ZM71 180H73L71 183H73V184H71L69 181H71ZM91 180H89V181H91ZM109 180V181H108ZM167 180L169 181V182H167ZM174 180V181H173ZM245 180V179H244ZM249 180H248V182H249ZM8 181H10V182H8ZM37 181V182H36ZM88 181V182H89ZM97 181V182H96ZM146 182L147 181V185H141V183L142 182ZM67 182H69V183H67ZM92 182V183H93ZM182 182V183H181ZM184 182H186V181H184ZM249 182V184H252V183H250ZM263 182H264V180H263ZM263 182H261V183H263ZM11 183V184H10ZM37 183H38V186H37ZM109 183V184H108ZM118 185H117V184ZM158 183H159V185H158ZM160 183H164V184H160ZM167 183V184H166ZM175 185V188H174V185ZM254 183H256V181H254L253 182V184ZM69 184V185H68ZM170 184V185H169ZM180 186H179V185ZM186 185V186H183V185ZM206 184H208V185H206ZM247 184V183H246ZM248 184V185H249ZM252 184V185H253ZM71 185H72V187H71ZM107 185V186H106ZM112 185V186H111ZM138 185V186H137ZM168 185V186H167ZM172 185V186H171ZM47 186V187H46ZM68 186H70V187H68ZM114 186V187H113ZM161 186V187H160ZM165 186V187H164ZM241 186V187H240ZM245 186V187H244ZM263 187H264V185H262ZM117 187V188H116ZM135 187H137V188H135ZM161 189V190H159V188ZM169 187H171L170 189H171V191L169 190ZM179 187V188H178ZM244 187V188H243ZM96 188V189H95ZM111 188V189H110ZM115 188V189H114ZM125 190H124V189ZM178 188V189H177ZM237 188V189H236ZM246 188H248V189H246ZM117 189H119L120 191H118ZM135 189V190H134ZM180 189H182V193H180L181 192V190ZM200 189H202V192H201V190ZM205 189V190H204ZM261 190H263L262 189V187L260 188ZM102 192H101V191ZM104 190V191H103ZM108 190V191H107ZM113 190H114V192H113ZM122 190H123V192H122ZM132 190H134V191H132ZM144 191V193H145V195H146V197H148V195L150 196V195H153V194H156V195H160L161 196V198H160V196H158V197H152L151 196V200H153L154 199V201H150L149 200V198H147L149 201H146L147 199H146V197L144 196V200L143 199H141L140 201H139V198H138V194H139V192L140 191ZM156 190V191H155ZM174 190H179V191H174ZM234 192H233V191ZM245 190V191H244ZM248 190V191H247ZM259 190V189H258ZM63 191H65L67 194H68V196L69 197H72L71 199L67 196V194L65 193V192H63ZM117 191V192H116ZM155 191V192H154ZM162 191H164V192H162ZM165 191H167L166 193H165ZM184 191V192H183ZM237 191V192H236ZM251 192L252 194H253V196H250L251 197V199L252 200H250V203L251 204H249L248 202H249V200H248V198H247V196H249L248 194H247V196L245 195L246 193L245 192ZM91 192H89L90 194H91ZM111 192V193H110ZM119 192H120V194H119ZM194 192V193H193ZM198 192H199V195H198ZM93 194H95L94 192H92ZM104 193L106 194V195H104ZM126 193V192H125ZM133 193V194H132ZM178 193V194H177ZM180 193V194H179ZM186 193V194H185ZM232 193V194H231ZM241 193H242V195H241ZM244 193V194H243ZM250 193V194H251ZM257 193V192H256ZM49 194V195H48ZM61 194L63 195V197L61 196ZM65 194V195H64ZM78 194V195H77ZM82 194V195H81ZM84 194V195H83ZM99 194H101V195H99ZM116 194V195H115ZM162 194V195H161ZM196 196H195V195ZM114 195V197H112ZM121 195V196H120ZM129 195V196H128ZM131 195H133V196H131ZM170 195V196H169ZM254 195H255V197H254ZM81 196V199L79 198ZM86 196V197H85ZM108 196V197H107ZM163 196V197H162ZM166 196V197H165ZM168 196V197H167ZM234 196L236 197V198H234ZM45 197L47 198L46 200H50L49 201V203H51V205L48 203V201H47V203H44V201H45ZM105 197H106V199H105ZM125 197V198H124ZM243 197H246L247 198V203H248V207L247 206H245L244 204L246 203L245 201H246V199H244ZM249 197V198H250ZM74 198H76V199H74ZM78 198H79V200H78ZM83 198V199H82ZM137 198V199H136ZM160 198V199H159ZM164 198V199H163ZM166 198V199H165ZM254 198H255V201H254ZM70 199V200H69ZM103 199V200H102ZM129 199V200H128ZM135 201H134V200ZM234 199H236V200H234ZM237 199H240V200H237ZM245 200L244 201V204L242 203V201L243 200ZM84 200H87V202L86 201H84ZM90 200V199H89ZM114 200V201H113ZM131 200H133V203H131L132 201ZM160 200H161V202H160ZM162 200H163V202H162ZM223 200V201H222ZM54 201H56L58 204V207H60L59 209H57V207H55V205H56V203L54 204H52V202H54ZM81 201V202H80ZM141 202V203H139V202ZM144 201V202H143ZM65 202V203H64ZM79 202V203H78ZM87 203V205H86V203ZM129 202H130V204H129ZM136 202V203H135ZM158 202V203H157ZM238 202V203H237ZM71 203H73V204H71ZM83 203V204H82ZM84 203H85V205H84ZM135 203V204H134ZM139 203V204H138ZM152 203H154V204H152ZM245 206V207H242L243 205ZM134 204V205H133ZM237 204H239V205H237ZM73 205V206H72ZM129 205H130V207H129ZM131 205H132V207H131ZM241 205V206H240ZM78 206H79V209H78ZM154 206V207H153ZM264 206V205H263ZM81 207V208H80ZM85 207H86V210H85ZM238 207V209H236ZM244 208V209H242V208ZM254 207V206H253ZM54 209V210H52L53 212H54V214H52L53 212H51V213H49L51 210L50 209ZM57 210H56V209ZM62 208V209H61ZM83 208V209H82ZM167 208V209H166ZM241 208V209H240ZM248 208V209H247ZM262 208H260V209H262ZM131 209V210H132ZM161 210V211H159V210ZM165 210L164 212H163V210ZM241 211H240V210ZM254 209V210H253ZM61 210H62V212H61ZM63 210H64V212H63ZM67 210L70 212V214H68L67 215ZM78 210V211H77ZM83 210V211H82ZM130 210V211H131ZM167 210V211H166ZM256 210V211H255ZM259 210V211H258ZM58 211V212H57ZM76 211H77V213H76ZM261 211V212H260ZM66 212V213H65ZM156 212V213H155ZM169 212V213H168ZM263 212V213H262ZM62 213V214H61ZM75 213V214H74ZM74 214V215H73ZM169 214V215H168ZM65 215H67V216H65ZM78 216V218H76V216ZM138 215V214H137ZM64 216V217H63ZM74 216V217H73ZM80 216V217H79ZM91 216V215H90ZM136 216V215H135ZM139 216V215H138ZM53 217V218H52ZM55 217V218H54ZM52 218V219H51ZM71 218V219H70ZM56 220V221H55ZM72 220V221H71ZM133 220V221H132ZM244 220V221H243ZM56 222L55 224H54V226L52 225L53 223L52 222ZM67 221H69V222H67ZM70 221H71V223H70ZM177 221V222H176ZM246 221H248L247 222V224H246ZM83 222H85L84 220H83ZM109 221H107V223H108ZM189 222V223H188ZM191 222V223H190ZM50 223H52V224H50ZM70 223V224H69ZM75 223V224H74ZM85 223H87V222H85ZM84 223V224H85ZM106 223V225H107V227L108 226H111L110 224H107ZM124 223V224H123ZM174 223V224H173ZM181 223V224H180ZM187 223V224H186ZM59 225V227H58V225ZM68 224V225H67ZM87 224H89V222L87 223ZM185 224V226H183ZM190 224V225H189ZM246 224V225H245ZM54 227V229L57 227V228H59V229H64L65 231L68 229V228H70L72 225H73V227H71L70 229H71V232H69V230H67L66 232H65V234H64V237L67 235L66 233H68V234H70L69 236L67 235V238L65 237L64 239H62V241H60V238H58V236H56L57 238L55 239V235H57V234H53L55 231H57L58 229H55V230H53V227ZM74 225H76V226H74ZM179 225H181V226H179ZM189 225V226H188ZM244 227H243V226ZM261 225H262V227H261ZM56 226V227H55ZM69 226V227H68ZM85 226H86V224H85ZM146 226V227H145ZM176 226H179V230H177V232L176 233H174L176 230ZM183 226V227H182ZM186 226H188V227H186ZM246 226V227H245ZM247 226H249V228H252V229H249ZM61 227H63V228H61ZM68 227V228H67ZM84 227V226H83ZM124 227V228H123ZM145 227V228H144ZM186 228V229H183V228ZM193 227V228H192ZM73 228V229H74ZM126 228V229H125ZM173 228H174V230L175 231H173ZM196 228V229H195ZM243 228V229H242ZM247 228V229H246ZM74 229V230H75ZM110 229V231H112L111 229L112 228H109ZM128 229V230H127ZM188 229V230H187ZM249 229V230H248ZM186 230V231H185ZM54 231V232H53ZM109 231V230H108ZM130 231V232H129ZM245 231V232H244ZM246 231H247V233H246ZM53 232V233H52ZM129 232V233H128ZM152 232V233H151ZM167 232V233H166ZM172 232H173V234H172ZM182 232V233H181ZM252 232H253V234H252ZM165 233V234H164ZM171 235V236H169V234ZM197 233V234H196ZM131 234V235H130ZM147 234H149V237L147 238ZM178 234V236L176 237V235ZM180 234V235H179ZM191 234V235H190ZM252 234V235H251ZM256 234V235H255ZM257 234H259V235H257ZM133 235V236H132ZM142 235V236H141ZM153 235V236H152ZM163 235V236H162ZM166 235V236H165ZM251 237H253V239L252 238H250V236ZM254 235V236H253ZM152 236V237H151ZM165 236V237H164ZM190 236V237H189ZM195 238H194V237ZM199 236V237H198ZM249 236V238H247L246 239V237H248ZM257 236V237H256ZM70 237H71V239H70ZM153 237H154V239H153ZM174 237V238H173ZM182 238V240L184 239V241L182 242V241H178L179 239L181 240V238ZM255 237V238H254ZM78 239H79V237H77ZM160 240H159V239ZM169 238V239H168ZM176 238V239H175ZM185 238L187 239V242H188V244H187V242H186V240H185ZM193 238V239H192ZM156 239H158V242H156L157 240ZM167 239H168V241L170 240V242H171V239H172V243H169V242H167ZM207 239H209V241H207ZM228 239V240H227ZM231 239V240H230ZM245 239V240H244ZM248 239H250V240H248ZM256 239V240H255ZM136 240H137V242L139 243V241H140V243H139V245H138V243L137 244H135L136 243ZM175 240V241H174ZM230 240V241H229ZM242 240V241H241ZM253 240V241H252ZM255 240V241H254ZM258 240V241H257ZM141 241H143V242H141ZM146 241H147V243H146ZM177 241V242H176ZM190 241V242H189ZM192 241V242H191ZM207 241V242H206ZM241 241V242H240ZM246 241V242H245ZM256 241L258 242V244H255V245H252V244H254V243H256ZM65 242L66 243H68V244H71L70 246H69V250H68V246L66 245V249H65ZM78 242V243H77ZM200 242V243H199ZM205 242V244H203ZM210 242V243H209ZM215 242V243H214ZM216 242H218V243H216ZM230 242V245L228 244V243ZM144 243V244H143ZM174 243V244H173ZM182 243V244H181ZM208 243V244H207ZM228 245H227V244ZM250 244V245H248V244ZM63 244V245H62ZM142 246H141V245ZM165 244H167V245H165ZM169 244V245H168ZM176 244H178V245H176ZM185 244V245H184ZM188 246H187V245ZM212 244V245H211ZM140 248V246H141V248H140V250H139V248H137V246ZM205 245H207V246H205ZM210 245V246H209ZM217 245H219V247H221L222 248V251H221V254L219 255L218 253V255L217 254H215V256H214V253H215V251L213 250ZM236 245H237V247H236ZM252 245V247H250ZM144 246H146V247H144ZM254 246H255V248H254ZM259 248H258V247ZM122 247V246H121ZM151 249H150V248ZM172 247V248H171ZM195 247H197V249L195 248ZM229 247V248H228ZM233 247V248H232ZM257 247V248H256ZM200 248V249H199ZM202 248V249H201ZM226 248V249H225ZM230 248H231V250H230ZM144 249H146V251L144 250ZM171 249V250H170ZM237 249V250H236ZM239 249V250H238ZM241 249V250H240ZM243 249H244V251H243ZM68 250V252H66ZM89 250V251H88ZM104 250H105V252H106V254H105V252H104ZM139 250V251H138ZM144 250V251H143ZM209 250V251H208ZM233 250V251H232ZM64 251V252H63ZM86 251V252H85ZM108 251V250H107ZM195 251V252H194ZM226 251H228V252H226ZM237 251V252H236ZM68 254V256H66L67 254ZM94 252V253H93ZM103 252H104V254H103ZM143 252V253H142ZM150 253V254H152L151 256L150 255H147V253ZM156 254H155V253ZM166 252H167V254H166ZM169 252V253H168ZM210 252V253H209ZM100 253V254H99ZM110 253V254H109ZM126 253H130V255H128V254H126ZM138 253H141L140 255H141V257H140V255L138 254ZM148 253V254H149ZM213 253V254H212ZM72 254H74V255H72ZM98 254V255H97ZM103 254V255H102ZM132 254V255H131ZM155 254V255H154ZM208 254H211V255H208ZM229 254V255H228ZM230 254H231V256H232V258H230L231 256H230ZM102 255V256H101ZM109 255L111 256V257H114L113 259H110V258H108L109 257ZM114 255H116V258H115V256ZM128 255V256H127ZM144 255V257L146 258V256ZM223 255H225V256H223ZM226 255H228L227 256V258H226ZM233 255H234V258H233ZM122 256V255H121ZM120 256V257H121ZM195 256V257H194ZM197 256V257H196ZM209 256V257H208ZM217 256V257H216ZM223 256V257H222ZM230 256V257H229ZM102 257V258H101ZM123 257V256H122ZM131 257V258H130ZM211 257H212V260H211ZM216 259H215V258ZM221 257V258H220ZM228 257L230 258V260L228 259ZM154 258H156L157 260H155ZM160 260H159V259ZM163 258V259H162ZM207 258V259H206ZM218 258H220V260L218 259ZM110 259V260H109ZM125 259V260H124ZM128 259H131L130 261L128 260ZM167 259V260H166ZM195 259V260H194ZM198 259V260H197ZM210 259V260H209ZM226 259V260H225ZM159 260V261H158ZM161 260H163V261H161ZM165 260V261H164ZM207 260V261H206ZM219 261V263H218V261ZM222 260H223V262H222ZM230 262H229V261ZM232 260V261H231ZM122 263H121V262ZM206 263H205V262ZM216 261V262H215ZM221 261V262H220ZM225 261V262H224ZM113 262V263H112ZM125 262V263H126ZM162 262V263H161ZM192 262V263H191ZM145 263V264H146ZM147 263V264H148Z\"/></svg>",
  "mask_w": 264,
  "mask_h": 264
},
{
  "label": "bare ground",
  "instance_id": "bare-ground-1",
  "mask_svg": "<svg viewBox=\"0 0 264 264\" xmlns=\"http://www.w3.org/2000/svg\"><path fill=\"white\" fill-rule=\"evenodd\" d=\"M1 1V0H0ZM40 1L41 0H2L1 2H0V50L1 51H4V49H9L10 50V54L12 53V52H14L15 51V53L18 51H20V50H23L22 48H24V50L27 48V47H30L29 45H31V44H33L34 42H36L35 44H37V43H40L41 42V40L43 39V41L46 43V42H48L49 40H48V36L50 35V36H52L53 37V34L55 33V31H56V29H57V31H59V30H61V25H59L58 23L61 21L62 22V24H63V22L65 23L66 22V26H68V28H66L65 29V27L66 26H63L64 28H62L63 30H61L62 32H64V31H66V32H64V33H66V40L68 41V39L69 38H71L72 36L74 37V36H76L74 39L75 40H73L72 38V40L73 41H75L76 42V40L77 41H79V40H81V39H83V37L82 36H84V29H80L79 30V33L80 32H82V34L83 35H81L80 37L81 38H79L78 36H79V34H77L76 35V33H77V29L79 28L78 27V22H80V24L81 25H85L86 26V28H89V32H91V33H93L92 31H90L91 29H94V28H96L97 26H99L100 24L103 26V27H107V24L110 22V20L108 21V15H106V9L107 8H110V9H114V7H115V9H116V6L118 5V6H120L119 8H117L118 10V14L119 15H122V14H124V16L122 15L121 17L119 16V18H121V21L120 22H118L117 21V19H116V21H115V18L116 17H118L117 15V11L114 9V11L113 12H116V16H115V18H113V20L115 21L114 23H109V25H111V27H113L114 26V31H116V32H118V36H120V37H118V39H120L121 38V41H120V43H115L114 45H113V43H114V41H112V36L110 37L111 38V40L110 39H108V40H110V42L112 43V45H111V43H110V46H113V47H115L116 45L119 47H115V50L117 51H115V50H112V48L113 47H110L109 49L110 50H107L108 48V46H105L106 45V41L105 40H103L104 42H97V44L98 43H100L99 44V46L98 47H100L99 49H102V50H100V53L98 52V53H95L94 51L95 50H97V51H99V49H96V48H98L97 46H95L96 44V42L95 41H91L93 44L92 45H94V46H90V45H88L89 44V42L87 43V41H85V39H83L82 41H84L83 42V44L86 42V45L84 44V46H88V47H86V48H88V49H86L87 50V52L89 51L90 52V54H88L89 55V58L87 57H85L87 60H85V61H83V60H81V61H79L78 60V58L79 59H81L82 57L84 58V48L82 49V46L83 45H78V44H75V46H77V47H79L80 49V51H78V52H80L81 54H83V56L80 54H77V55H79V56H75L77 59V61L75 60V57H73L72 59H68V60H66L68 63H65V65L66 64H68L69 65V62H70V60H71V62L73 61V62H79L80 63V65L79 66H81V62L83 61V62H85V63H88V64H86V65H88V67H87V70H86V74H85V79L87 80V77L88 78H91V76H92V74H96V70H98L99 69V66L101 65V66H106V67H104V68H107L108 70H109V72H110V74L112 75V73L113 74H117L116 72H114L115 70H117L116 69V66L121 62V61H123V59H124V61L127 63V62H129L128 60H133L134 61V63L136 64V66L138 67V69H139V71L140 70H143L144 72H146L145 74L144 73H142V76H141V73H138L137 72V75L138 74H140V76L139 77H143L142 79H143V81H144V83H147L146 82V78H148L150 75L152 76L153 75V79H151V76L149 77V79H151L153 82H155V83H157V82H159V81H157L158 79H156L155 80V76L158 78V76H161V75H158L157 74V72H158V70H159V72L160 71H163L162 69L160 70V68H161V62H160V58L159 57H157L156 55H154L152 52H154V50L152 51V50H150L149 51V49H148V51H147V48H146V46L144 45V47L146 48V50H144L143 48H139V46L140 45H138V41H139V39H136V37H135V33H134V35H133V33H132V36H134L133 37V39H131V38H128V37H132L130 34L131 33H129V32H134V30H135V28L137 27V25H138V23L137 22H139V24H140V28H144V27H142V24H141V22L140 21H138L139 19H141V16H140V18L138 17V15H139V13H138V11L136 10L137 8H140L141 7V9L143 8L142 6H141V4H143L144 5V0H132L133 1V7L131 6L132 5V1L130 2L129 0H59L60 1V4H59V7H60V11H61V14H60V12L58 13H54V11L53 12H51L50 13V9L48 8V7H54L53 8V10L56 8L54 5H53V3H51L53 6H51V5H49L50 4V2H52V1H57L56 2V4L57 3H59L58 2V0H51L50 2H49V6L47 5V4H45L44 2V6H48V7H46V8H48V10H50V11H47L48 13H44V12H42L41 10L43 9V8H45V7H42L41 6V10H39V8L38 7H40L39 5H41V3H42V1H41V3H40ZM44 1V0H43ZM46 1V0H45ZM149 1V0H148ZM187 1H192V0H182V2L180 3L179 1V3L178 2H176V0H162L161 2H162V5H165V9H162V10H168V11H161V10H159V13L158 12H156V13H158V16L159 17H156L155 15H157L156 13H155V9L153 10L154 12H150L151 14H149V15H152V16H148V17H152V18H150L151 20L153 19H156V20H158V22H160V23H158V24H156L155 25V23H154V28L156 29L155 31H151V32H154V33H159L160 31H158L157 32V30H162V31H164L163 29H165V31L167 32V34H169V35H172V36H174L175 38L176 37H178V36H176V34H179V33H181L183 36H185L183 33H186V31H187V33H189L188 34V36H186L187 38H183V36H182V38L180 37L181 36V34H180V36H179V38L180 39H188L187 41H189L188 43L190 44V45H192V46H190V45H188V43L186 42V40L185 41H181V42H183L182 44H180L179 42H178V45L179 46H181L182 47V45L184 44V43H187V45L189 46H187L186 44H185V46H186V48L185 49H190V47H192L193 48V43H192V41L194 40V39H190L189 40V38L192 36V34L194 33V32H196V30H198V32L196 33L197 35H196V40H194L195 42H197V44L199 43V41H202L203 42V44H202V42L200 43V46L199 45H197L198 47H200L201 48V46L203 45V46H207L208 45V43L206 44V43H204V42H206V41H204L205 39H207V38H209V33L208 32H206V33H208L209 35H207L205 32H203V33H201L200 35H199V29L198 28H201L200 29V31H204V29H206V24H204V26L202 25H200V24H202L203 22H201L200 21V23L199 24H196V23H193L192 21H193V18L195 17L194 15L192 16V14L193 13H196L197 14V12H193V11H191L192 9L190 8V4H192V3H190V2H187ZM193 1H195V0H193ZM201 1V0H200ZM253 1H255V0H248V2H245L244 0H204V4L202 3L203 1H201V3H202V5H203V7H201L202 5H201V3L200 2H197L196 1V3H194L193 2V4H194V6H196V8H199V6L197 5V3L200 5V7L201 8H205V10H209V11H211V12H213V14H214V18L215 19H222L223 21L224 20H226V21H228V20H230V19H227V18H230V17H232V18H234L235 19V21L238 23V25L240 26V27H243V26H245V25H243V22L245 21V20H243V22L241 21L243 18H241V17H243L242 16V14H241V10H243V8H245V6H247L245 9H247V10H245V11H248V15H250L251 16V18L253 19V18H255V15L256 14H254V13H256L255 11V7L256 8H260V12H262V13H264V1L262 0V2L260 3L261 5H258V3H257V5H254L255 3L253 2ZM257 1V0H256ZM5 2L8 4H6V5H4L5 4ZM129 2H130V7H129ZM150 2H152L151 0H150ZM157 2H159V1H157ZM186 2L190 5L189 7H188V5H187V7H186ZM149 5H154V3H152V4H150L149 2H147ZM55 4V3H54ZM145 4H146V2H145ZM157 4V3H156ZM185 5V6H180V5ZM58 5V4H57ZM56 5V6H57ZM113 5V6H112ZM115 5V6H114ZM128 5V6H127ZM138 6H140V7H138ZM161 6V5H160ZM159 6V7H160ZM107 7V8H106ZM126 7H129L128 9H125ZM137 7V8H136ZM192 7V6H191ZM149 8H151V7H149ZM153 8H155V7H153ZM153 8H151V9H153ZM157 8V7H156ZM161 8H163L162 6H161ZM187 8H190L191 10H189V9H187ZM104 9H105V14H104V12L102 13V11H104ZM112 9V10H113ZM125 9V10H124ZM151 9H150V11H151ZM43 10H47V9H43ZM56 10V9H55ZM57 10H59V8L57 7ZM56 10V11H57ZM107 10H109V9H107ZM120 10V11H119ZM146 10V9H145ZM254 10V11H253ZM111 11V10H110ZM158 11V10H157ZM160 11H161V13H160ZM258 11V10H257ZM122 12V14H120V13ZM164 12V13H163ZM190 12H193L192 14H190ZM199 12V11H198ZM52 13H54V15L52 14ZM202 13V12H201ZM247 13V12H246ZM53 16H52V15ZM56 14H59V15H57L58 16V18L56 17ZM112 14H114V13H111L110 15H109V18L112 20ZM186 14V15H185ZM190 14V15H189ZM195 14V15H196ZM107 16V18H106V16ZM146 15V14H145ZM145 15H144V17H142V20L143 21H145ZM174 15H176V16H174ZM181 15V16H180ZM197 15H199V14H197ZM196 15V18H198V16ZM50 16H51V18H53V17H55L54 19H52L53 21H52V24H51V26H48L47 25V27H45L46 26V24L48 23V21H49V19H50V22H51V18H50ZM60 16V17H59ZM103 16H105V17H103ZM114 16V15H113ZM180 16V17H179ZM186 16H188L189 18H190V21H191V23L192 24H194L193 26H191V23H189L190 21L187 19V18H185ZM262 16V15H261ZM62 17V18H61ZM126 17V18H125ZM179 17V18H178ZM201 17V16H200ZM257 17V16H256ZM264 17V16H263ZM106 20H105V19ZM123 18H125V19H123ZM184 19V22L185 21H189L188 23L190 24L189 25V27L191 26L192 27V29H195V31H192V33H191V31H188V29L187 28H185V29H187L186 31H184L183 29V33H182V31L180 32V29H178L177 28V24L178 23H180V22H178V21H181L182 19ZM213 18V19H214ZM250 18V19H251ZM259 18V17H258ZM262 18V17H261ZM102 19L104 20V21H106L105 23H103L104 21H102ZM180 19V20H179ZM246 19V18H245ZM113 20H112V22H113ZM149 20V19H148ZM156 20H154V22L156 21ZM208 20H209V18H208ZM212 20V19H211ZM248 20H249V18H248ZM258 20V19H257ZM68 21H72V22H70V23H74V24H76L77 23V25H76V27H78V28H76V32L72 29V28H74L75 27V25L74 24H72L73 26L72 27H70L69 28V26H71V24H67V22ZM150 21V20H149ZM149 21H147L149 24H151V21L149 22ZM195 21H198V19L196 20H194V22ZM216 21V20H215ZM215 21H213L214 23H215ZM231 21V20H230ZM230 21H228L229 23H232V22H230ZM251 21V20H250ZM249 21V22H250ZM262 21H263V19H262ZM108 22V23H107ZM146 22V21H145ZM146 22V23H147ZM153 22V21H152ZM181 22H183V21H181ZM209 22V21H208ZM212 22V21H211ZM210 22V23H211ZM218 22V21H217ZM224 23V26L226 25V26H228V27H226V28H229V26L230 25H232V24H230L229 25V23ZM235 22V23H236ZM248 22V23H249ZM255 22V21H254ZM69 23V22H68ZM128 23H130V25L128 24ZM146 23H144L145 25H146ZM157 23V22H156ZM161 23H162V25H161ZM198 23V22H197ZM206 23V22H205ZM221 23H222V21H221ZM247 23V24H248ZM256 23V26H257V24L259 23H257V22H255ZM254 23V24H255ZM264 23V22H263ZM57 24V25H56ZM133 24V25H132ZM137 24V25H136ZM209 24V23H208ZM212 24V23H211ZM223 24V23H222ZM246 24V23H245ZM261 24H262V22H261ZM59 25V26H58ZM97 25V26H96ZM101 25H100V27H101ZM127 25H129L128 27H126ZM136 25V26H135ZM152 25H153V23H152ZM161 25V26H160ZM182 25V24H181ZM196 25H200V27H196ZM214 25H216V24H214ZM218 25H219V22H218ZM242 25V26H241ZM250 25V24H249ZM259 26H257V27H259V28H261V25L260 24H258ZM59 27L60 29H58L57 27ZM160 26V28L161 29H159L158 27ZM179 26V25H178ZM183 26V25H182ZM206 26V27H205ZM233 26H236L235 24L233 25ZM100 27H98V28H100ZM184 27H185V25H184ZM205 27V28H204ZM208 27H209V25H208ZM246 27V26H245ZM252 27H254V26H252ZM98 28H96V29H98ZM146 28V27H145ZM158 28V29H157ZM181 28V27H180ZM210 28V27H209ZM231 28H233V27H231L230 26V30L231 31H233V29H231ZM247 28V27H246ZM65 29V30H64ZM102 29V27L99 29V31ZM148 29V28H147ZM147 29H145L146 31H147ZM236 29V32H237V28H235ZM234 29V30H235ZM243 29V28H242ZM82 30V31H81ZM95 30V29H94ZM105 30V29H104ZM107 30V29H106ZM175 30H179V32H177L176 34H174L175 33ZM190 30V29H189ZM208 30V29H207ZM228 30V29H227ZM241 30V29H240ZM247 30V29H246ZM251 30H253V29H251ZM255 30V29H254ZM88 30L86 29L85 30V33L87 34V35H90V33H88L87 32ZM98 33H99V31L98 30H96ZM136 31V30H135ZM139 31V30H138ZM144 31V30H143ZM161 31V32H162ZM165 31H164V33H165ZM248 31V30H247ZM247 31H244V33H241V34H239V36L237 37V35H236V32L235 31H233V32H235L234 34L233 33H231L232 35H231V38H232V40H231V42L233 41L235 44L237 43V45L236 46H238L239 44L241 45V46H239V47H242V53L241 54H238V52H240V51H238V52H236L237 50L236 49H238V48H233L232 50L233 51H231L229 48H228V53H224L227 57H231V59L233 60V61H238L240 58H238V57H241V58H247V57H249V58H247L249 61H251V59L252 60H254L256 57H258L257 55H259V53L261 52V51H263L264 52V42H262V39L261 38H263V41H264V37H262V33L260 32L261 30H258L259 32H260V39H259V36L257 35V36H255V38H254V35H252L251 34V32H247ZM96 32V33H97ZM103 31H100V36H101V34L103 35L104 33H106V31L104 32V33H102ZM113 32V31H112ZM128 32V33H127ZM160 32V33H161ZM213 32H214V29H213ZM256 32H257V30H256ZM59 33V32H58ZM94 33H95V31H94ZM97 33V34H98ZM137 33V32H136ZM144 33H145V31H144ZM148 33V32H147ZM160 33H159V35L158 36H160ZM230 33V32H229ZM228 32H227V35H229V38H230V34H229ZM17 34H18V36H17ZM85 34V35H86ZM127 34H129V35H127ZM166 33H165V35H164V37L166 36V38L169 36V35H167ZM219 34V33H218ZM61 35V34H60ZM111 35V34H110ZM152 35H154L153 33H152ZM217 35V34H216ZM224 35V34H223ZM58 35L56 34V36H55V38L57 37ZM69 36H71V37H69ZM92 36V35H91ZM107 36H109V35H107ZM149 36V35H148ZM156 36V35H155ZM163 36V35H162ZM221 36H222V34H221ZM44 37H46V38H44ZM62 37V36H61ZM67 37H69L68 39H67ZM88 37V36H87ZM104 37H106V36H104ZM169 37H171V36H169ZM198 37H200V39H198ZM217 37V36H216ZM76 38H78V39H76ZM94 38V37H93ZM98 38V37H97ZM96 38V39H97ZM100 38V37H99ZM107 38H109V37H107ZM158 38V37H157ZM174 38V39H175ZM179 38H178V40H177V38H176V40H174L173 39V37H171V38H167V40H171L172 39V41L174 40V43L175 42H177V41H179ZM217 38H219V37H217ZM222 38V37H221ZM221 38H219V40L221 41V40H223V38L221 39ZM227 38V37H226ZM40 39V40H39ZM49 39H51L50 37H49ZM53 39V38H52ZM92 39V38H91ZM113 39H114V36H113ZM136 39V40H135ZM151 39H152V36H151ZM154 39V38H153ZM160 39V38H159ZM161 39H162V37H161ZM160 39V40H161ZM228 39V38H227ZM226 39V40H227ZM57 40L58 41H60L61 40V44H60V42L58 43V44H60L63 48H64V44L66 43V41H65V39L63 38V39H61V38H57ZM92 40H94V39H92ZM98 40V39H97ZM100 40V39H99ZM199 40V41H198ZM208 40H211L210 38L208 39ZM226 40H223L224 41V43H228V42H225ZM38 41H40V42H38ZM56 43H57V41L56 40H54ZM73 41H71V40H69V42H73ZM101 41V40H100ZM157 41V40H156ZM162 41V40H161ZM191 41V42H190ZM223 41L222 42H219V41H217V39H216V41H213V40H211V51H213V52H219V55H217L218 53H216V56L218 57V56H220V53H222L225 49H226V44H224L223 43ZM52 42H53V40H52ZM55 42H54V44H55ZM149 42V41H148ZM169 42H171V41H169ZM168 42V43H169ZM230 42V43H231ZM49 43H51L50 41H49ZM49 43H47V46H48V44ZM78 43V42H77ZM102 43H104V45H102ZM146 43V42H145ZM152 43H153V41H152ZM156 42H154L153 44H155ZM165 43V42H164ZM173 43V42H172ZM34 44V45H35ZM43 42H41V44H37V45H40V46H37V45H35L36 47H42L43 45ZM64 46H63V45ZM66 44H68V43H66ZM140 44V43H139ZM158 44V43H157ZM156 44V45H157ZM166 44V43H165ZM171 44V43H170ZM177 44V43H176ZM195 44V43H194ZM202 44V45H201ZM232 44V43H231ZM235 44H234V46H235ZM56 45V44H55ZM59 45V46H60ZM102 46V48H101V46ZM137 45V46H136ZM143 45V44H142ZM150 45V44H149ZM152 45V44H151ZM155 45V46H156ZM169 45V44H168ZM233 45V44H232ZM45 46V45H44ZM43 46V47H44ZM46 46V47H47ZM50 46V45H49ZM53 45H52V43H51V47H52ZM90 46V47H89ZM106 47V50H103L104 48L103 47ZM152 46H154V45H152ZM158 46V45H157ZM165 46V45H164ZM171 46V45H170ZM170 46H168V52H169V47ZM184 45H183V47H185ZM202 47V48H207V47ZM231 46V45H230ZM26 47V48H25ZM56 47V46H55ZM58 47V46H57ZM91 47H93V48H95L94 49V51L92 50V48ZM136 47H137V49H136ZM142 47V46H141ZM162 47V46H161ZM160 47V48H161ZM178 47V46H177ZM227 47H228V45H227ZM50 48V47H49ZM53 48V47H52ZM59 48V47H58ZM61 48V47H60ZM59 48V50H61ZM133 48H135V49H133ZM153 48V47H152ZM159 48V49H160ZM175 48V47H174ZM173 48V49H174ZM196 48V47H195ZM31 49V48H30ZM40 49V48H39ZM46 49V48H45ZM65 49V48H64ZM77 50H78V48H76ZM90 49H91V51H93V54L91 53V51H90ZM114 49V48H113ZM167 49V48H166ZM171 49V48H170ZM179 49V48H178ZM196 49H199V48H196ZM234 49L236 50V51H234ZM34 50H35V48H34ZM37 50H38V48H37ZM37 50L35 51V52H37ZM42 50H44V48L42 49ZM48 50H50V49H48ZM63 50V49H62ZM61 50V51H62ZM77 50H76V52H77ZM161 50V49H160ZM180 50V49H179ZM183 50V49H182ZM192 50H194V49H192ZM191 50V51H192ZM203 50V49H202ZM208 50V51H207ZM240 50V49H239ZM12 51V52H11ZM28 51H30V50H28ZM57 51V50H56ZM102 51V52H101ZM146 51V52H145ZM157 51V50H156ZM165 51V50H164ZM171 51H173V50H171ZM178 51V50H177ZM190 51V50H189ZM189 51H186L187 53L186 54H190V52ZM195 51H197V53H198V50H195ZM200 51V50H199ZM205 51H207L208 53H209V48L208 49H206ZM6 52V51H5ZM4 52V53H5ZM7 52H9L8 50H7ZM17 52V53H18ZM21 52V51H20ZM19 52V53H20ZM25 52V51H24ZM35 52H32V53H34L35 54ZM46 52V51H45ZM45 52H43V54H46ZM60 52V51H59ZM83 52V53H82ZM167 52V51H166ZM166 52H164V53H166ZM181 52V51H180ZM179 52V53H180ZM194 52V51H193ZM200 52H202V51H200ZM207 52H205L206 54H207ZM263 52H262V55L264 56V54H263ZM22 53V52H21ZM28 52H26V54H27ZM48 53H49V51H48ZM56 53V52H55ZM158 53H159V51H158ZM157 53V55H159ZM178 53V54H179ZM184 53V52H183ZM182 53V54H183ZM258 53V54H257ZM23 54V53H22ZM25 54V55H26ZM34 54H32L33 56H36V55H34ZM39 54V53H38ZM42 54V55H43ZM96 54V55H95ZM161 54H163V53H161ZM185 53H184V57H185V59H186V57H189V55H186ZM195 54V53H194ZM194 54H192V52H191V55H192V57H193V55ZM205 54V55H206ZM245 56H243V55ZM8 55V54H7ZM17 55V54H16ZM28 55H29V53H28ZM47 55V54H46ZM50 55H51V53H50ZM59 55H61L60 53H59ZM97 55H99V57H97ZM177 55V54H176ZM180 55V54H179ZM191 55H190V57H191ZM197 55V54H196ZM199 55H200V53H199ZM203 57H204V54H201ZM222 55V54H221ZM239 55V56H238ZM255 55V56H254ZM3 56V55H2ZM14 56H15V54H14ZM18 56H20L21 57V54H19ZM41 56V55H40ZM53 56H54V54H53ZM57 56V55H56ZM62 56H63V54H62ZM61 56V57H62ZM132 56H134V59L136 60H134V59H132L131 57ZM182 56V57H183ZM202 56H201V59L203 60V58H202ZM208 56H210V54L208 55ZM212 56H214V55H212ZM243 56V57H242ZM261 56V55H260ZM19 57V58H20ZM22 57H24V55L22 56ZM21 57V58H22ZM59 57V56H58ZM57 57V58H58ZM65 57V56H64ZM129 57H130V59H129ZM163 57H165V56H163ZM170 57H171V55H170ZM207 57V56H206ZM3 58V57H2ZM6 58V56L3 58V59H5ZM16 58V57H15ZM14 57L12 58L13 60L15 59ZM29 59H30V57H28ZM36 58V57H35ZM38 58V57H37ZM40 58V57H39ZM60 58V57H59ZM172 58V57H171ZM175 58H178V57H175ZM174 58V59H175ZM215 58V57H214ZM220 58H222L221 56H220ZM251 58V59H250ZM254 58V59H253ZM261 59H263L264 57H260ZM10 59H11V57H10ZM28 59V60H29ZM32 56H31V61H32ZM66 58H63V60H65ZM126 59H127V61H126ZM182 59V58H181ZM180 59V60H181ZM191 59V58H190ZM189 59V60H190ZM197 59V58H196ZM200 59V60H201ZM205 59V58H204ZM210 59H212V58H210ZM217 59V58H216ZM219 59V58H218ZM223 59V58H222ZM227 59V58H226ZM247 59H246V63L247 62H249V61H247ZM258 59H259V57H258ZM258 59L256 58V60L258 61ZM260 59V60H261ZM13 60H10L11 62H14ZM16 60H18V58H16ZM16 60H15V62H16ZM41 60H42V58H41ZM75 60V61H74ZM121 60V61H120ZM176 60H178L179 61V59H176ZM183 60H184V58H183ZM188 60V59H187ZM189 60L187 61V66L189 67V69H193L194 70V68H195V70L193 71V72H195L196 71V68H197V70L198 69H203L204 71L202 72V70H201V74H203L204 72H205V74H203V75H198V77L196 78V79H200V76H203V78H204V75H206V76H211V79H213V81L215 80L216 82L212 85L211 83V85H212V89H214V90H212V91H214V92H216V94L214 93V95H216V96H213L212 95V97H216L217 98V95H218V98H217V100L219 99V100H222V102H223V100H227V97H230V99L233 97L234 99L236 98L237 99V96L236 97H234V96H232L231 97V95H232V93H228L227 91V89L226 88H229V87H227L228 85V82L225 80V78L224 77H222L223 76V74H222V72L223 71H225V69L226 70H228L227 69V63L225 62V61H220L221 63H222V71H221V74L222 75H220V74H218V75H215L216 74V72H215V74H214V71H216V67H215V70H212V69H214V65L215 64H217L216 62L214 63V64H212L211 65V63L213 62H210V64L208 63H206L205 62V60H203L202 61V63L200 62V63H198V64H200V66L196 63L197 61L194 59V57H193V60H194V62L196 63V64H194L193 65V60H192V62L190 63L189 62ZM190 60V61H191ZM209 60V59H208ZM208 60H207V62H208ZM214 60V59H213ZM241 60V59H240ZM240 60H239V62H240ZM255 60V61H256ZM2 61V60H1ZM24 61H25V59H24ZM30 61V62H31ZM33 61H35L34 59H33ZM39 61V60H38ZM117 61H120L119 63L117 62ZM124 61H123V63H124ZM144 62V63H141V62ZM262 61V60H261ZM4 62H6L5 60H4ZM14 62V63H15ZM181 61H179V63H180ZM186 62V61H185ZM199 62V61H198ZM238 62V63H239ZM253 63H255L254 61H252ZM252 62H250L249 64H251ZM7 63V62H6ZM19 63H20V61H19ZM18 63V64H19ZM21 63H22V61H21ZM21 63H20V65H21ZM24 63V62H23ZM36 63V64H35ZM35 63H34V66L36 67V70L35 71H37V70H39V69H41V72H42V70H45V71H43L44 73H46V74H48V75H46V76H44V77H46V78H48V80H49V83L50 84H56L54 87H56L57 88V86L59 87V88H61L59 85H61V84H59V85H57L58 83H55L57 80H59V77L61 78V80L63 79V73H62V76H60L61 75V72L59 73V77L57 76V73H55V72H57V70L55 69V67L57 68V65L55 66L54 65V67H53V65L52 64H50L49 62H47V63H45V65H44V63H40L42 66L44 65V68L42 67L41 68V66L39 65V64H37L38 62H36L35 61ZM63 62H61V64H62ZM77 63H76V65H77ZM78 63V64H79ZM122 63V62H121ZM125 63V64H126ZM163 63V62H162ZM166 63V62H165ZM171 63V62H170ZM173 63H174V61H173ZM177 63V62H176ZM183 63L184 62H182L181 63V66L183 65ZM241 63H242V61H241ZM7 64H9V63H7ZM17 64V65H18ZM71 64H75V63H71ZM84 63H82V67H85V65H83ZM104 64V65H103ZM168 64V63H167ZM236 64H237V62H236ZM249 64H248V67H249ZM256 64V63H255ZM5 65V64H4ZM11 65V64H10ZM14 65V64H13ZM20 65H18V66H20ZM24 65V64H23ZM26 65V64H25ZM24 65V66H25ZM33 64H31L30 63V66H32ZM67 65V66H68ZM72 65V66H75L73 69H71L69 66L67 67L68 69L70 68L72 71H73V73L76 71L78 74H79V72L78 71H80V70H82V69H79L80 67L77 65ZM139 65H142V66H140L139 67ZM159 65H160V67H159ZM164 65V64H163ZM173 65V64H172ZM171 65V66H172ZM178 65V64H177ZM184 65H185V63H184ZM196 65H198V67L196 66ZM260 65H261V63H260ZM259 65V66H260ZM263 65V67H264V64H262ZM7 66V65H6ZM29 66V65H28ZM33 66V67H34ZM71 66V65H70ZM170 66V65H169ZM175 66H176V64L174 65V67H172V68H175ZM178 66H180V65H178ZM178 66H177V69H178ZM211 66H213V68L211 69ZM216 66V65H215ZM221 66V65H220ZM231 66H232V64H231ZM231 66H230V68H231ZM237 66V65H236ZM245 65H243L242 67H244ZM252 66V65H251ZM16 67V65L14 66V68ZM33 67H31V69H33ZM34 67V68H35ZM52 67H53V69H55V71H53V69H52ZM77 67H79L78 68V70H75L74 71V69H77ZM117 67H119V66H117ZM166 67H168V66H166ZM186 67V66H185ZM188 67H186V68H188ZM199 67H201V68H199ZM233 67V66H232ZM253 67V66H252ZM255 67V66H254ZM253 67V68H254ZM262 67V68H263ZM4 68H6V67H4ZM11 68H13V67H11ZM10 68V69H11ZM23 67H21V69H22ZM26 68H28V67H26ZM58 68H60V70L62 71L63 70V67H59L58 66ZM57 68V69H58ZM103 68V67H102ZM162 68H164V67H162ZM183 68H184V66H183ZM182 68V69H183ZM186 68L184 69V71L186 70ZM234 68V67H233ZM245 68V67H244ZM258 68V67H257ZM16 69V68H15ZM20 69V68H19ZM85 69L86 68H83V70L85 71ZM166 69H168V68H166ZM165 69V70H166ZM176 69V68H175ZM182 69H181V67H180V70L182 71ZM189 69H187V70H189ZM219 69V68H218ZM232 69V68H231ZM230 69V73H231V71H232V74H233V70H231ZM256 69V68H255ZM59 70V69H58ZM88 70H89V72H90V74H89V72H88ZM101 70V69H100ZM99 70V72H101ZM105 71H107L106 69H104ZM172 70V69H171ZM170 70V71H171ZM179 70V69H178ZM177 70V71H178ZM179 70V71H180ZM235 70V69H234ZM238 70H239V68H238ZM247 70H248V68H247ZM259 69H257V71H258ZM260 70H261V68H260ZM14 71V70H13ZM40 71V70H39ZM92 71V72H91ZM95 73H94V72ZM178 71V72H179ZM236 71V70H235ZM234 71V72H235ZM242 71V70H241ZM254 71H256V70H254ZM257 71L255 72V73H257ZM1 72V71H0ZM3 72V71H2ZM63 72H64V70H63ZM75 72V76H76V73ZM80 72H83V71H80ZM109 72H106L107 74H109ZM173 72V71H172ZM189 72V71H188ZM197 73H198V71H196ZM217 72H220V69H219V71H217ZM227 72V71H226ZM238 72V71H237ZM243 72V71H242ZM241 72V73H242ZM247 72H249L247 75L249 76V74H250V71H247ZM262 73H260V71L258 72V74H255L254 76H253V72L251 73V80L249 81V79H247L246 80V78H247V76H246V74H244L245 73V71H244V73H242V75H243V77H244V75L246 76V77H244V79L246 80V82L248 81V83H246V86L244 85V84H242V87L241 88H247V87H249V88H251V89H249V88H247L246 90H248L249 89V91H248V93H250L251 92V96L250 95H248V93H247V95H245L246 94V90L244 91V92H241V93H243L245 96L244 97H246V98H244V99H242L243 101L245 100V101H248V100H250V102H252L253 101V99L254 100H256V103H254L256 106H254V107H252V109H253V111H257L256 109L258 108L259 110H260V108L261 109H263L262 111L260 110H258L259 112H261V113H259V112H257V113H255L254 115L257 117V121H259V123L260 124H263L264 125V113H263V111H264V71L262 70L261 71ZM5 73V72H4ZM13 73V72H12ZM65 73V72H64ZM92 73V74H91ZM162 73V72H161ZM176 73V72H175ZM190 73V72H189ZM224 73V72H223ZM229 73V72H228ZM229 73V74H230ZM239 73V72H238ZM2 74V73H1ZM1 74H0V77L2 78V76H1ZM6 74V73H5ZM10 74V73H9ZM41 74V73H40ZM56 74V75H55ZM69 74L70 73H67V74H65V76H64V78H66V75H68L69 76ZM83 74V73H82ZM87 74H89V75H87ZM97 74H98V72H97ZM100 74V73H99ZM166 74V76L168 75L167 73H164V75ZM172 74V73H171ZM170 74V75H171ZM226 74V73H225ZM224 74V76H227V77H229V75H225ZM3 75V74H2ZM44 75V74H43ZM79 75L81 76V78L79 77ZM79 75H77L79 78L77 79V80H79L80 79V81L82 82V81H84L85 79H82V78H84V77H82V76H84V74L83 75H81V73L79 74ZM91 75V76H90ZM115 75H113V77H115ZM144 75V76H143ZM163 75V74H162ZM169 75V76H170ZM234 75H236V73L234 74ZM8 76V75H7ZM10 76V75H9ZM14 76V75H13ZM56 76L58 77V79L56 78ZM70 76H71V74H70ZM168 76V77H169ZM174 76V75H173ZM219 76V77H218ZM237 76V75H236ZM239 76H241L240 74H239ZM112 77V78H113ZM146 77V78H145ZM164 77V76H163ZM170 77H172V76H170ZM233 77V76H232ZM242 77V78H243ZM6 78H8V77H6ZM68 78V80H69V77H67ZM67 78H66V80H67ZM74 78V76L72 77H70V80H72ZM75 78H77V77H75ZM160 78H162V77H160ZM167 78V77H166ZM175 78H176V75H175ZM202 78V77H201ZM202 78V79H203ZM206 78V77H205ZM222 78H224V79H222ZM238 78V77H237ZM4 79V78H3ZM2 79V80H3ZM10 79V78H9ZM168 79V78H167ZM166 79V80H167ZM195 79V78H194ZM198 79V83L200 84V80ZM210 79V80H211ZM233 79V78H232ZM244 79H243V82H245L244 81ZM8 80V79H7ZM64 80V79H63ZM62 80V81H63ZM67 80V81H68ZM75 80V79H74ZM165 80V79H164ZM164 80H162V81H164ZM169 80V79H168ZM175 80V79H174ZM178 80V79H177ZM227 80H228V78H227ZM233 80H235V79H233ZM4 81V80H3ZM62 81H61V83H62ZM66 81V82H67ZM76 81V80H75ZM79 81V82H80ZM142 81V82H143ZM147 81H148V79H147ZM152 81H150V82H152ZM170 81V80H169ZM171 81H173V80H171ZM179 81V80H178ZM177 81V82H178ZM206 81V80H205ZM208 81V80H207ZM207 81H206V83H207ZM229 81V80H228ZM7 82V81H6ZM48 82V81H47ZM57 82H60V81H57ZM76 82H78V81H76ZM85 82V81H84ZM149 82V81H148ZM161 82V81H160ZM159 82V83H160ZM174 82V81H173ZM172 82V83H173ZM176 82V81H175ZM195 82V81H194ZM202 82H204V79H203V81ZM201 82V83H202ZM209 82V81H208ZM231 83H232V81H230ZM237 82V81H236ZM242 82V81H241ZM241 82H240V85H241ZM242 82V83H243ZM7 83H10V82H7ZM7 83H4V84H7ZM158 83V84H159ZM169 83V82H168ZM206 83H202L201 85H199L200 86V88L202 87V89H204V88H207V90L206 91H208V87H206L205 85H207ZM239 83V82H238ZM237 83V84H238ZM49 84V85H50ZM157 84V86H159ZM166 84V83H165ZM193 84V83H192ZM195 84V83H194ZM205 84V85H204ZM86 82H85V89H86ZM120 85H124V83L122 82ZM119 85V86H120ZM140 85H141V83H140ZM153 85V84H152ZM162 85H164V82H163V84ZM175 85V84H174ZM231 85V84H230ZM232 85H233V83H232ZM236 85V84H235ZM244 85V86H243ZM11 86V85H10ZM31 86V85H30ZM53 86V85H52ZM89 86V85H88ZM87 86V87H88ZM125 86H127V85H125ZM154 86H155V89H157V86H156V84H154ZM166 86V85H165ZM172 86V85H171ZM170 86V87H171ZM195 86V85H194ZM199 86L197 87V85H196V87L199 89ZM208 86V85H207ZM214 86V87H213ZM237 86V85H236ZM1 87V86H0ZM91 87V86H90ZM90 87H88V88H90ZM144 87V86H143ZM164 87V86H163ZM167 87H169L168 86V84H167V86H166V88ZM211 87V86H210ZM209 87V88H210ZM87 88V89H88ZM120 89H122V88H124L123 86L122 87H119ZM159 88H162V87H159ZM166 88H165V90H163V91H166ZM236 88H238V87H236ZM240 88V89H241ZM82 89H84L83 88V85H82ZM127 89V88H126ZM133 89H135V88H132L131 90H132V92L134 91ZM153 89H154V87H153ZM163 89V88H162ZM161 89V90H162ZM201 89V91L200 92H202V91H204V90H202ZM230 89V88H229ZM235 89V88H234ZM54 90V89H53ZM62 90V89H61ZM125 89H123V91H124ZM138 90V89H137ZM184 90H186L185 88H184ZM183 90V91H184ZM200 90V89H199ZM239 90V89H238ZM242 90V89H241ZM244 90V89H243ZM55 91V90H54ZM91 91V90H90ZM89 91V89H88V91L87 92H90ZM96 91V90H95ZM127 90H125V94H127V92H126ZM152 91V90H151ZM154 91V90H153ZM168 91V90H167ZM211 91V92H212ZM233 91V90H232ZM86 92V93H87ZM92 92H94V90L92 91ZM129 92H130V90H129ZM179 92V91H178ZM180 92H182V90H180ZM185 92V91H184ZM183 92V93H184ZM197 92V91H196ZM239 92V91H238ZM138 93V92H137ZM156 93H158V91H156ZM198 93V92H197ZM205 93H207V92H205ZM88 94V93H87ZM90 94V93H89ZM179 94V93H178ZM193 94H195V93H193ZM203 94V93H202ZM212 94V93H211ZM210 94V95H211ZM231 94V95H230ZM238 94V93H237ZM240 94V93H239ZM238 94V95H239ZM97 95V94H96ZM103 95H105V94H103ZM131 95V94H130ZM134 95V94H133ZM199 95V94H198ZM205 95V94H204ZM139 96V95H138ZM173 96V95H172ZM171 96V97H172ZM180 96V95H179ZM179 96H177V99H176V97H175V103H176V106L177 105H180V101H181V99H179L180 97ZM193 97H196L197 96V94H196V96H194V95H192ZM96 97V96H95ZM108 97V96H107ZM135 97H136V94H135ZM134 97V98H135ZM140 97V96H139ZM138 97V98H139ZM179 97V98H178ZM201 97V96H200ZM211 97V96H210ZM211 97V98H212ZM240 97V96H239ZM249 97H250V99H249ZM253 97V98H252ZM43 98H44V96H43ZM97 98V97H96ZM167 98V97H166ZM170 98V97H169ZM190 98H192V97H190ZM210 98V99H211ZM232 98V99H233ZM76 99V98H75ZM91 99H93L94 100V96H93V98L91 97ZM213 99V98H212ZM233 99V100H234ZM235 99V100H236ZM44 100V99H43ZM102 100V99H101ZM107 100V99H106ZM139 100V99H138ZM183 100V99H182ZM199 100V99H198ZM197 100V101H198ZM216 100V101H217ZM218 100V101H219ZM241 100V99H240ZM48 101V100H47ZM46 101V102H47ZM73 101V100H72ZM75 101H77V100H74V103H76ZM96 101V100H95ZM196 101V102H197ZM35 102V101H34ZM49 102V103H48ZM47 103H45V105H43V107H42V115L44 116V115H49V114H51L52 113V111L56 108V109H58V105H60V103H59V101L57 100L56 101V99H54V100H50V101H48ZM105 102V101H104ZM126 102V101H125ZM141 102V101H140ZM143 102V101H142ZM164 102V101H163ZM169 102V101H168ZM171 102V101H170ZM31 103V102H30ZM29 103V104H30ZM95 103V102H94ZM154 103V102H153ZM155 103H157V101L155 102ZM172 103V102H171ZM219 103V102H218ZM240 103V102H239ZM248 103H249V101H248ZM29 104H28V106H29ZM47 104H48V106L50 107L51 105V108H54L53 110L52 109H48V107L46 108V106H47ZM82 104V103H81ZM143 104H144V102H143ZM221 103H219V105H220ZM32 105V104H31ZM30 105V106H31ZM86 105V104H85ZM85 105H82V106H85ZM92 105H94V104H92ZM172 105H174V102H173V104ZM183 105V104H182ZM245 105V104H244ZM18 106V105H17ZM62 106V105H61ZM80 106V105H79ZM140 106H141V104H140ZM140 106H137L138 108H140ZM142 106H144V105H142ZM151 106V105H150ZM157 106V105H156ZM158 106H159V104H158ZM157 106V107H158ZM171 106V105H170ZM175 106V105H174ZM33 107V106H32ZM94 107H96V105L94 106ZM136 106H135V108H136V110L138 109ZM152 107V106H151ZM257 107V108H256ZM15 108V107H14ZM60 108V107H59ZM84 108V107H83ZM148 107H146V105H145V109L143 108V109H138L137 110V112H135L134 111V114L132 115L131 114V117L129 118L128 116H130V113H129V115H128V113H127V117H126V115H125V117L123 116H121L120 114L118 115V116H115V117H113V116H110L111 118H110V121L109 122H106L105 124H104V132H105V134H106V136H103V135H101L100 133H98L97 135H96V142L95 143H93V145H91V143H89L92 147H90L89 146V148H91L90 149V151L94 148V149H97L98 147L97 146H100V145H102V147L104 146L105 148H107V150L108 149H110V151H108L109 153L111 152V150L113 149V148H116V150L115 149H113L112 151H114L115 150V152L117 153V156H121V155H123L124 157H125V155L126 154H124V152H125V150H124V152H123V149H124V145H125V142L124 141H126L124 138V141L122 140V139H120V142L118 141H115V142H113V140L111 139V137L109 138L108 136H110V133H111V131H112V129L114 130V131H116V132H118V133H121V135L123 136V137H125L126 139H127V141H128V139H130V140H132V137H134L135 139H136V137L138 136V135H141L142 133L141 132H146L145 130H147V131H151V133L154 131V129H155V131L157 130V128H156V126L155 125H159V120H160V118H162V116L161 115H163V114H157L156 112V115L155 116H157V117H155L154 116V112L152 113L151 111H153V110H151L150 111V108H148ZM159 108V107H158ZM161 108V107H160ZM174 108V107H173ZM235 108V106H233V108H232V110ZM16 109V112H17V107L15 108ZM14 109V110H15ZM55 109V110H56ZM61 109V108H60ZM154 109V108H153ZM252 109H250V110H252ZM27 110V109H26ZM31 110H32V108H31ZM50 110H51V112H50ZM59 110V109H58ZM159 110V109H158ZM162 110V109H161ZM18 111H19V108H18ZM25 111V110H24ZM29 111V110H28ZM57 111V110H56ZM234 111V110H233ZM14 112V111H13ZM22 112V111H21ZM20 112V113H21ZM25 112H27V111H25ZM30 112V111H29ZM34 112H35V109H34ZM33 112V116H34V113ZM37 112V111H36ZM40 112V113H41ZM163 112H164V110H163ZM18 114H19V112H17ZM38 113V112H37ZM37 113L35 114V116L37 115ZM54 113V112H53ZM133 113V112H132ZM162 113V112H161ZM231 113H233V112H231ZM236 113V112H235ZM249 113H251V112H249ZM254 113V112H253ZM253 113H252V115H253ZM259 113V114H258ZM22 114V113H21ZM20 114V115H21ZM25 114H27V113H25ZM165 114V113H164ZM207 114V113H206ZM239 114V113H238ZM22 115H24V113L22 114ZM28 115H31V114H28ZM54 116H56L55 115V113L53 114ZM153 115V116H152ZM236 116H239V115H237V113L235 114ZM234 115V116H235ZM251 115V114H250ZM249 114H248V116H250ZM253 115V116H254ZM27 116V115H26ZM39 116H40V114H39ZM50 116V118H52L51 117V115H49ZM160 116V117H159ZM164 116H167V115H164ZM163 116V119L165 118ZM24 117H25V115H24ZM46 117V116H45ZM171 117V116H170ZM173 117V116H172ZM171 117V118H172ZM208 117V116H207ZM222 117V116H221ZM220 117V118H221ZM232 117V116H231ZM256 117L254 118L255 120H256ZM29 118H31V119H35V117H32V115L29 117ZM50 118H48V116H47V119H49L50 121H51V119ZM57 117H55V119H52V121L51 122H53V123H50L49 122V124H52V125H56V124H58V123H56V122H59L60 121V117H58L57 119H56ZM213 118V117H212ZM214 118H217V117H215L214 116ZM219 118V117H218ZM226 118V117H225ZM235 118H237V117H235ZM240 118H242V117H240ZM249 118V117H248ZM260 118V119H259ZM33 119V120H34ZM59 119V121H57ZM63 120L65 119V118H62ZM163 119H161V120H163ZM166 119V118H165ZM170 119V118H169ZM169 119L167 120V122L169 121ZM233 119V118H232ZM238 119V118H237ZM246 119V118H245ZM252 119V118H251ZM259 119V120H258ZM30 120V119H29ZM49 120H47V121H49ZM128 120H131V121H128ZM160 120V121H161ZM172 120V119H171ZM170 120V121H171ZM220 120H223V119H220ZM243 121V123H244V119H239V120H236L238 123H240L241 121ZM249 120V119H248ZM8 121V120H7ZM45 121V120H44ZM165 121V120H164ZM179 121H180V119H179ZM181 121H182V119H181ZM235 121V122H236ZM240 121V122H239ZM31 122V121H30ZM61 122V121H60ZM161 122H163V121H161ZM160 122V123H161ZM166 122V123H167ZM173 122V121H172ZM211 122V121H210ZM207 123V125H209V126H213V125H210L211 123ZM219 122V121H218ZM224 121H222V123H223ZM55 123V124H54ZM61 124V123H60ZM164 124V123H163ZM224 124V123H223ZM227 124V123H226ZM225 124V126H227ZM230 124V123H229ZM245 124V123H244ZM162 125V124H161ZM167 124H165V126H166ZM207 125H205V126H207ZM155 126V127H154ZM208 126V128L210 129L211 127H209ZM216 127H217V125H215ZM231 126V125H230ZM3 127V126H2ZM55 127H57V125L55 126ZM154 127V128H153ZM168 127H170L169 125H168ZM216 127H215V129H216ZM228 127H229V125H228ZM227 127V128H228ZM5 128V127H4ZM162 128V127H161ZM160 128V129H161ZM206 128V130H209V129H207V127H205ZM1 125H0V131H1ZM55 129V128H54ZM165 129V128H164ZM199 129H203L204 130V127L202 128H199ZM218 129V128H217ZM216 129V131H218ZM4 130H6V129H4ZM159 130V129H158ZM214 130V129H213ZM222 130V129H221ZM261 130V129H260ZM2 131H3V129H2ZM34 131V130H33ZM32 131V132H33ZM149 131V132H150ZM19 132L20 131H17L16 133H13L14 135H18L19 134ZM36 132V131H35ZM35 132H33V133H35ZM56 132H57V129H56ZM157 132V131H156ZM107 133H109V135L107 136ZM117 133V134H118ZM160 133H161V131H160ZM203 133V132H202ZM200 134L201 135V138H199V134L198 133H196V131H192V132H189V133H186V134H184L183 136L185 137H181V138H179V137H175L174 138V148L178 151V152H176V153H178V154H181V155H184L185 157H189L190 155H192L193 154V151H195V155L197 156V155H199V154H196V153H198V152H200V150L201 149H203V147H206L207 149L208 148H210L212 151H214L215 149V147H214V145L215 144H217L216 142H218V140L217 139H219V138H221V137H219V136H217V135H210L209 136V134L211 133V132H207L208 133V135L206 136V134H205V137H202V135L203 134ZM218 133V132H217ZM220 133V132H219ZM3 134H4V132H3ZM5 134H6V132H5ZM13 134H11L10 136H9V139H10V137L11 136H13L10 140H13V139H15V137L16 136H14ZM104 134V135H105ZM112 134H114L113 133V131H112ZM111 134V135H112ZM136 134H138V135H136ZM145 134V133H144ZM157 134V133H156ZM197 134V135H196ZM143 135V134H142ZM150 135V134H149ZM152 135H153V133H152ZM151 135V136H152ZM155 135V134H154ZM199 135V136H198ZM6 136V135H5ZM19 136V135H18ZM22 136V135H21ZM148 136V135H147ZM217 136V137H216ZM144 137V136H143ZM143 137H141V138H143ZM216 139H215V138ZM219 137V138H218ZM7 138H8V136H7ZM5 139L4 137L2 138V137H0V144L2 145L3 144V141H8L9 139ZM19 138V137H18ZM17 137H16V141L15 140H13V141H15V142H17L18 140H21V139H18ZM22 138V137H21ZM120 138V137H119ZM138 138H139V136H138ZM136 139V140H134V142H138V141H141V139L139 140V139ZM145 138H146V135H145ZM264 138V137H263ZM262 138V139H263ZM4 139V140H3ZM54 141L51 143V145H50V148L48 149V152L49 151H51V150H55L56 151V153L59 155V156H61L62 157V161H64V163L65 164H69V163H66V161H68V162H70L71 160H73L74 159V161H76L77 160V162H78V160H80V159H76L75 160V157L76 156H81L80 154H83L86 150H87V148H88V143H86L87 141H88V139L87 138H85V137H82L81 138V135L79 134H75L74 132H71V133H69V134H66L64 131H61V132H57V133H55V136H54ZM113 139H114V137H113ZM116 139V138H115ZM183 139V141H184V139H186V142L184 143V144H182L181 143V140ZM222 139V138H221ZM87 140V141H86ZM112 140V141H111ZM119 140V139H118ZM122 140V141H121ZM130 140L128 141V142H130ZM132 140V141H133ZM13 141L11 142V141H8L6 144H5V148H0L1 149V151H3L4 152V156H0V158H1V161L0 162H2V166L0 167V176L2 177V175H3V178L2 179H4V177L5 178H7L8 180H14V182L15 181H17L19 178H20V172H22L21 171V169H20V167H19V165H20V163H22V164H24L25 162L24 161H26L25 159H24V161H22V162H20L19 160L20 159H22V157L20 156V154H22L23 153V150L21 149V152L19 153V155H18V153H17V151H20L19 149H18V147L16 146V145H13L12 143H13ZM127 141H126V147L125 148H127V157H128V153L130 152V155L134 152L133 150L131 151L129 148H130V143L128 144L127 143ZM146 141V140H145ZM148 141V140H147ZM188 141V142H187ZM260 140H258V142H259ZM264 141V140H263ZM10 142V143H9ZM111 142H113V144L111 143ZM172 142V141H171ZM189 142H190V145H189ZM255 142H257V141H255ZM262 142V141H261ZM22 143V142H21ZM116 143L118 144V146H114L113 147V145H116ZM120 143V144H119ZM133 143V142H132ZM131 143V145H133ZM138 143H140V142H138ZM146 143H148V142H146ZM146 143H144V144H146ZM150 144H152V143H150ZM187 144L189 145V147H191V148H189L188 146H187ZM127 145H129V146H127ZM149 145V144H148ZM154 145V144H153ZM166 145V144H165ZM192 145V146H191ZM258 145V144H257ZM262 145V144H261ZM3 146V145H2ZM217 146V145H216ZM112 149H111V148ZM129 147V148H128ZM134 147V146H133ZM145 147V146H144ZM148 147V146H147ZM214 147V148H213ZM264 147V146H263ZM89 148H88V151H89ZM137 148V147H136ZM139 148H141V145H140V147ZM151 148V147H150ZM173 148V147H172ZM214 150H213V149ZM3 149V150H2ZM135 149V148H134ZM147 149V148H146ZM168 149V148H167ZM199 151H198V150ZM128 150H130V151H128ZM136 150H138V149H136ZM135 150V151H136ZM144 150V149H143ZM142 150V151H143ZM148 150H149V148H148ZM151 150V149H150ZM152 150H154V149H152ZM158 150V149H157ZM165 150V149H164ZM196 150L198 151V152H196ZM254 150V149H253ZM257 150H258V148H257ZM262 150H264L263 148H262ZM96 151H98V149L96 150ZM139 151V150H138ZM155 151V150H154ZM159 151V150H158ZM161 151V150H160ZM172 151V150H171ZM170 151V152H171ZM206 151V150H205ZM3 152H0V154H3ZM93 153H95L94 151H92ZM91 152V153H92ZM114 152V153H115ZM145 152H146V150H145ZM156 152V151H155ZM174 152H175V150H174ZM210 152V151H209ZM260 152H261V150H260ZM93 153H92V156L94 157V155H93ZM101 153V152H100ZM112 153V152H111ZM116 153H115V156H116ZM138 153V152H137ZM141 153V152H140ZM157 153V152H156ZM205 153V152H204ZM259 153V152H258ZM96 154H98L97 152H96ZM104 154V153H103ZM119 154V155H118ZM134 154V153H133ZM132 154V155H133ZM136 154V153H135ZM134 154V155H135ZM148 154H149V152H148ZM174 154V153H173ZM177 154V155H178ZM104 155H107V154H104ZM110 155V154H109ZM112 155H114V154H112ZM129 155V156H130ZM155 155V154H154ZM194 155V154H193ZM192 155V157L191 158H193L194 156ZM202 155V154H201ZM213 155H214V153H213ZM212 155V156H213ZM247 155H249V154H247ZM247 155H245L246 157H247ZM20 156V158H18V157ZM82 156H84V155H82ZM86 156V155H85ZM88 156V155H87ZM100 156V155H99ZM122 156V157H123ZM136 156H137V154H136ZM175 156V155H174ZM180 156V155H179ZM179 156H177L178 158H179ZM183 156V157H184ZM200 156V155H199ZM250 156V155H249ZM261 156H262V154H261ZM264 156V155H263ZM24 157H25V155H24ZM27 157V156H26ZM60 157V158H61ZM122 158L124 161L125 160H128V162L130 161V159H127L126 157L125 158ZM143 157V156H142ZM156 158L158 157V154H157V156H155ZM160 157V156H159ZM176 157V156H175ZM216 157V156H215ZM252 157V156H251ZM255 157H256V159L258 158L256 155H255ZM260 157V156H259ZM19 160H18V159ZM83 158V157H82ZM85 158V157H84ZM95 158V157H94ZM119 158V157H118ZM151 158V157H150ZM154 158V157H153ZM152 158V159H153ZM217 158V157H216ZM254 158V157H253ZM253 158H252V160H253ZM97 159H99L98 157H97ZM121 159V160H122ZM151 159V160H152ZM182 159H184V158H182ZM181 159V160H182ZM215 159V158H214ZM256 159H255V161L253 160L252 162H249V164H248V166L250 167V165H253L252 167H254V164H257L258 165V163H259V160H257L256 161ZM259 159V158H258ZM23 160V159H22ZM103 160V159H102ZM109 160V159H108ZM135 160V159H134ZM134 160H132L133 162H134ZM163 160V159H162ZM162 160H161V162H162ZM170 160V159H169ZM188 160V159H187ZM196 160V159H195ZM119 160H117V158H113V159H110L108 162H110V164L109 165H111V169H115L116 170V172H118L119 174H118V179H120L119 180V182L121 183V184H125L124 186V188L126 189H124L125 190V192H124V194H130L129 193V191H130V189L134 186V183H135V181H137L139 178L138 177H140V174L143 172L142 171V167H140V165H142L141 163L140 164H138V166H139V169H140V171H142V172H140V171H138L137 170V168H136V170L134 169V170H128V169H130L129 167H134V166H136V163L134 164L133 162H129V163H127V161H125V165H119V162H121V161H119ZM124 161H122V162H124ZM136 161V160H135ZM139 161V159H137V162ZM142 161V160H141ZM165 161H167V160H165ZM174 161L175 160H173V163H174ZM200 161V160H199ZM20 162V163H19ZM24 162V163H23ZM27 162V161H26ZM73 162V161H72ZM96 162H98V161H96ZM170 162V161H169ZM172 162V161H171ZM171 162H170V164H171ZM185 162V161H184ZM196 162V161H195ZM17 163H19V165H17ZM75 163V162H74ZM99 163V162H98ZM97 163V164H98ZM128 165H127V164ZM144 163V162H143ZM159 163V162H158ZM157 163V164H158ZM198 163V162H197ZM202 163V162H201ZM71 165H74V164H72V163H70ZM129 164H131L132 166H129ZM133 164H134V166H133ZM157 164H156V167H157ZM162 164V163H161ZM187 164V163H186ZM260 164V163H259ZM1 165V164H0ZM26 165V164H25ZM24 165V167H26ZM29 165H30V163H29ZM28 165V166H29ZM127 165V166H126ZM159 165V164H158ZM174 165H175V163H174ZM181 165H184V164H181ZM181 165H179V166H181ZM188 165H189V163H188ZM228 165V164H227ZM257 165H255V169H254V171L255 172H253L252 173V171H253V169H251V168H249V167H247V165H246V169H244L243 170V172L245 171H249V172H251L252 174H253V176H255V179L254 180H252L251 182H250V177H247L248 179H246L245 177H244V179H243V182H245L246 180H247V184L245 183L244 185L246 186V187H250V185H251V187L249 188V189H255V191L257 192H255L254 191V189L252 190L253 192H255L254 194L256 195L257 194V202H255L256 204L254 205H252V206H249V209L252 207V208H255L256 210L259 208V210H263V208L262 207H264L263 205H264V187L262 186V185H264V182H263V180H264V178H263V176H264V173H261L260 171H259V169H258V167H256ZM261 165V164H260ZM67 165H65V170H64V173H65V171H68L69 170V167L71 168V166L70 165H68L67 167H66ZM121 166V167H120ZM124 166V167H123ZM126 166V167H125ZM142 166H144V165H142ZM155 166V165H154ZM161 166V165H160ZM162 166H164L163 168V170H165V165L163 164ZM171 166H172V164H171ZM185 166V165H184ZM205 166H207V165H205ZM234 166V165H233ZM24 167H22V169L24 170V169H26L27 171L31 168V167H29V169H27L28 167H26V168H24ZM52 167V166H51ZM50 166L48 167L47 166V168L45 169L46 170V174H48L47 176H44L43 177V179L44 180H46L47 181V183H46V181H44L46 184H47V186H48V189L47 190H49V193L52 195V197L53 198H51V196H49L50 197V200L51 199H55V197H57V196H59L58 195V193L60 192H62L61 191V189L63 190V188L64 187H66V185L67 184H64V182L66 181V180H60V178H62V177H60L59 178V174H62L61 172H63V169L62 170H57L55 173H53V168H51ZM75 167V166H74ZM128 167V169H125V168H127ZM144 167H146V166H144ZM150 167V166H149ZM159 167V166H158ZM174 167V166H173ZM172 167V168H173ZM190 167V166H189ZM201 167V166H200ZM230 167V166H229ZM236 167H237V165H235L234 167H232L231 168V170H235L236 169ZM264 167V166H263ZM262 167V168H263ZM66 168H67V170H66ZM122 168H124V169H122ZM151 168V167H150ZM181 168V167H180ZM183 168V167H182ZM186 168V167H185ZM184 168V169H185ZM197 168L198 167H196V169L194 168H192L191 170H190V168H189V170H185V171H187V172H185L186 173V177H185V179H184V181H186V182H184V181H182L183 183H187L186 185H187V187H183L182 189H184V191H185V188H186V191H188V193L186 194V195H188L189 194V192H190V194L192 193V191H195L196 189H198L199 190V188H201V187H203V188H206L205 186H203V184H202V181H200L201 182V185L197 182V180L199 181V177H200V173H201V170H200V168H199V170H197ZM203 168V167H202ZM222 168V167H221ZM35 169V168H34ZM47 169H48V171H47ZM49 169L52 171L51 173L53 174V176H54V174H56L55 176L57 177L58 176V178L59 179H53V177H51V176H49V175H51V173H49L50 171H49ZM160 168H156V170H158V172H160V170H159ZM167 169H170L169 167H167ZM173 169H175V168H173ZM177 169V168H176ZM183 169V170H184ZM204 169V168H203ZM20 170V171H19ZM25 170V171H26ZM149 170H151V169H149ZM148 170V171H149ZM162 170V171H163ZM196 170V171H195ZM223 170H225L224 169V167H223ZM222 170V171H223ZM250 170H252V171H250ZM261 170V169H260ZM144 171H147V170H145L144 169ZM147 171V172H148ZM152 172H153V170H151ZM166 171V170H165ZM170 171V170H169ZM176 171V170H175ZM200 173H199V172ZM97 172V171H96ZM95 172V173H96ZM138 172H140V173H138ZM156 172V171H155ZM172 172V171H171ZM177 172V171H176ZM181 172V171H180ZM231 172V171H230ZM264 172V171H263ZM23 173V172H22ZM59 173V174H58ZM68 173V172H67ZM66 173V174H67ZM104 173V172H103ZM149 173H151V172H149ZM161 173V172H160ZM166 173V172H165ZM168 173V172H167ZM173 173V172H172ZM171 173V174H172ZM184 173V174H185ZM250 173V174H251ZM45 174V173H44ZM97 174H99L98 172H97ZM138 174V175H137ZM155 174V173H154ZM156 174H158L157 172H156ZM156 174H155V176H156ZM163 174V173H162ZM169 174V173H168ZM181 174H183V173H181ZM184 174L183 175H180V176H184ZM202 174V173H201ZM252 174H251V176H252ZM5 175V176H4ZM25 175H27V173L25 174ZM30 176L32 175V174H29ZM63 176H64V174H62ZM61 175V176H62ZM85 175V174H84ZM110 175H111V173H110ZM150 175V174H149ZM161 175V174H160ZM228 175V174H227ZM241 175V174H240ZM239 175V176H240ZM244 175H245V173H244ZM6 176H8V177H6ZM18 176H19V178H18ZM33 176V175H32ZM43 176V175H42ZM41 176V177H42ZM89 176V175H88ZM87 176V177H88ZM95 176H96V174H95ZM97 176H99V175H97ZM113 176H115V174L113 175ZM143 177L145 176V175H142ZM154 175H152V177H153ZM165 176V175H164ZM164 176H163V178H164ZM171 176V175H170ZM202 176V175H201ZM204 176V175H203ZM203 176L200 178V180L203 178ZM224 176V175H223ZM241 176H243V175H241ZM26 177V176H25ZM28 177V176H27ZM26 177V179H28V178H31V177H28L27 178ZM34 178H35V176H33ZM86 177V176H85ZM107 178H109V177H111V176H106ZM147 177V176H146ZM149 177V176H148ZM157 177H158V175H157ZM172 177V176H171ZM174 177V176H173ZM34 178H33V180H34ZM64 178V177H63ZM62 178V179H63ZM83 178V177H82ZM81 178V179H82ZM99 178V177H98ZM105 178V177H104ZM107 178H106V180H107ZM115 178H116V176H115ZM137 178V179H136ZM154 178V177H153ZM176 178H179L177 175H176ZM175 178V180H176V182H177V180L178 179H176ZM241 178H243V177H241ZM25 179V180H26ZM67 179V178H66ZM93 179H94V177H93ZM97 179V178H96ZM103 179V178H102ZM110 179V178H109ZM112 179V178H111ZM110 179V182L112 183H114V181L116 180H111ZM136 179V180H135ZM145 179V178H144ZM149 179V178H148ZM156 179V178H155ZM159 179V178H158ZM20 180V179H19ZM18 180V181H19ZM30 180V179H29ZM74 181H75V179H73ZM73 180H71V181H69L70 183L73 181ZM89 180H91L90 179V177H89ZM88 180V178H87V180L85 179H82V183L80 184V181H79V183H74V187H73V189L72 190H74V192L75 193H79L80 191L82 192V190H84V191H86L88 194V196H87V198H88V201H89V205H87V200H84V201H86L85 203H86V205L88 206V208H89V206H90V210H91V216L89 215V211H87V212H84L83 214H80V216L81 217H83V219L82 220H78V219H76V220H74V222L75 221H77L78 222V225L76 226V225H74V226H76L77 228L75 229L74 227H73V225L71 226V227H73V228H71L73 231L71 232V229L70 228H68L67 230H69V232H71L70 234H68V233H66L68 236L70 235V236H72V239L73 240H66V241H71L70 243H75V239H76V241H78L77 243V246L76 247H78V250L77 249H75L76 247H75V244L72 246L71 244H68V243H66L65 242V249L67 248L66 247V245L68 246V250H69V246H70V250H72L71 252H74L73 250H77V251H81V252H83L84 251V249L85 250H87L86 248H88L89 250H91V248H92V250H94L95 252H101L104 248H106L107 250H106V252H109V251H111V253L112 254H114V252H115V254L117 255V256H119V257H117V261H118V258L120 259H122V258H124V257H126V255L124 254V251L126 252L127 250L125 249L124 250V248L128 245V244H130L129 246H131V244H133V243H129L130 242V240L128 239V241H127V235H125V233H124V231L121 229L122 228V226H121V228L119 229V227H117V226H119L118 224H120V222H121V220L123 221V217L125 216L124 214L127 212V219L128 218H130V217H128V216H133L135 219H137V217L140 219L141 217V214L144 212V211H148L147 209H150L149 207L151 206L152 207V205H150V206H146L145 204H147L148 205V203H145L144 205L142 204V205H140L139 203H141V202H139L141 199H143L144 198V196L146 197V195H145V193H144V191L142 190V191H140L139 192V194H138V198H139V205H136L135 203V206H134V209H132V208H130V210H127V208L126 209H124L125 207H126V205L125 204H123L124 206H122V203H123V200H125V199H123V198H121V197H116L117 199H115V203H113L112 202V200L110 201H108V198H110V194H109V197L107 198V200L104 202V200L103 201H101V196L103 195H101V194H99V195H101L100 197L99 196H97L98 194L97 193H95L97 190H95V191H92V192H94L95 194H93L92 192H91V190H94L93 188V184H94V182L91 180V181H89ZM100 180V179H99ZM141 180V179H140ZM165 180V179H164ZM170 180V179H169ZM182 180V179H181ZM248 180H249V182L250 183H252L253 184V182L254 181H256V183H254L253 185L252 184H249V182H248ZM4 181V180H3ZM10 181H8V182H10ZM26 181H28V180H26ZM73 181V182H74ZM89 181V182H88ZM109 181V180H108ZM139 181V180H138ZM174 181V180H173ZM206 181H207V179H206ZM12 182V181H11ZM28 182H30V181H28ZM37 182V181H36ZM69 182H67V183H69ZM93 182V183H92ZM97 182V181H96ZM106 182V181H105ZM103 180H102V182H101V180H100V182L97 184L96 183V185H98L99 187H104V189L106 188L104 185L106 184ZM167 182H169L168 180H167ZM181 182V183H182ZM208 182V181H207ZM261 182H263V183H261ZM112 183V184H113ZM177 183H179V182H177ZM11 184V183H10ZM71 184H73V183H71ZM109 184V183H108ZM115 184V183H114ZM117 184V183H116ZM119 184V183H118ZM117 184V185H118ZM148 183H147V181L145 182H142L141 183V185H147ZM160 184H164V183H160ZM167 184V183H166ZM173 184V183H172ZM183 185V186H186V185ZM249 184V185H248ZM69 185V184H68ZM120 185V184H119ZM158 185H159V183H158ZM170 185V184H169ZM174 185V184H173ZM179 185V184H178ZM199 185L201 186V187H199ZM206 185H208V184H206ZM37 186H38V183H37ZM46 186V187H47ZM107 186V185H106ZM112 186V185H111ZM138 186V185H137ZM168 186V185H167ZM172 186V185H171ZM180 186V185H179ZM244 186V187H245ZM68 187H70V186H68ZM71 187H72V185H71ZM114 187V186H113ZM161 187V186H160ZM165 187V186H164ZM199 187V188H198ZM241 187V186H240ZM243 187V188H244ZM262 187V189L263 190H261L260 188ZM117 188V187H116ZM135 188H137V187H135ZM159 188V187H158ZM171 187H169V190L171 191V189H170ZM174 188H175V185H174ZM179 188V187H178ZM177 188V189H178ZM248 188H246V189H248ZM96 189V188H95ZM111 189V188H110ZM115 189V188H114ZM162 189V188H161ZM160 188H159V190H161ZM182 189H180L181 190V192L180 193H182ZM237 189V188H236ZM259 189V190H258ZM118 191H120L119 189H117ZM135 190V189H134ZM134 190H132V191H134ZM201 190V192H202V189H200ZM205 190V189H204ZM101 191V190H100ZM104 191V190H103ZM108 191V190H107ZM156 191V190H155ZM154 191V192H155ZM174 191H176V190H174ZM177 191H179V190H177ZM176 191V192H177ZM183 191V192H184ZM233 191V190H232ZM245 191V190H244ZM248 191V190H247ZM245 192L246 194V196H247V194L249 195V196H247V198H248V200H249V204H251L250 203V200H252L251 199V197L250 196H253V192L251 193V192ZM63 192H65V191H63ZM86 192H82V193H85L86 194ZM89 192H91V194L89 193ZM98 193H99V191H97ZM102 192V191H101ZM113 192H114V190H113ZM117 192V191H116ZM121 192V191H120ZM120 192H119V194H120ZM122 192H123V190H122ZM162 192H164V191H162ZM167 191H165V193H166ZM196 192V191H195ZM234 192V191H233ZM237 192V191H236ZM66 193V192H65ZM111 193V192H110ZM179 193V194H180ZM194 193V192H193ZM251 193V194H250ZM67 194V193H66ZM107 194V193H106ZM105 193H104V195H106ZM133 194V193H132ZM157 194V193H156ZM156 194H153V195H148V197H146V199L147 198H149V200L150 201H154V199L153 200H151V196L153 197H158V196H160V195H156ZM178 194V193H177ZM195 194H197V192L195 193ZM194 194V195H195ZM232 194V193H231ZM244 194V193H243ZM49 195V194H48ZM65 195V194H64ZM78 195V194H77ZM82 195V194H81ZM84 195V194H83ZM116 195V194H115ZM162 195V194H161ZM198 195H199V192H198ZM241 195H242V193H241ZM255 195H254V197H255ZM61 196L63 197V195L61 194ZM67 196H68V194H67ZM121 196V195H120ZM129 196V195H128ZM131 196H133V195H131ZM170 196V195H169ZM196 196V195H195ZM243 196V195H242ZM69 197V196H68ZM86 197V196H85ZM112 197H114V195L112 196ZM163 197V196H162ZM166 197V196H165ZM168 197V196H167ZM250 197V198H249ZM59 198H61V197H59ZM58 197L55 199V200H57L58 201V199H59ZM70 199L72 198V197H69ZM80 199H81V196L79 197ZM79 198H78V200H79ZM125 198V197H124ZM160 198H161V196H160ZM159 198V199H160ZM234 198H236L235 196H234ZM244 199H246V201L245 200H243L242 201V203L244 204V201L246 202L244 205L245 206H247L248 207V203H247V198L246 197H243ZM47 198L45 197V201H44V203H47V201L48 200H46ZM69 199V200H70ZM74 199H76V198H74ZM83 199V198H82ZM90 199V200H89ZM105 199H106V197H105ZM111 199V198H110ZM137 199V198H136ZM164 199V198H163ZM166 199V198H165ZM49 200V201H50ZM129 200V199H128ZM134 200V199H133ZM133 200H131L132 202L131 203H133ZM144 200V199H143ZM148 199L146 200V201H149ZM234 200H236V199H234ZM237 200H240V199H237ZM49 201H48V203H49ZM51 201H53V200H51ZM61 201H63V200H61ZM60 201V199H59V202H61ZM114 201V200H113ZM135 201V200H134ZM145 201V200H144ZM143 201V202H144ZM223 201V200H222ZM241 201V200H240ZM254 201H255V198H254ZM58 202V203H59ZM81 202V201H80ZM155 202V201H154ZM160 202H161V200H160ZM162 202H163V200H162ZM55 204L56 203V205H55V207H57V209H59L60 207H58V203L56 202V201H54V202H52V204ZM65 203V202H64ZM79 203V202H78ZM85 203H84V205H85ZM158 203V202H157ZM238 203V202H237ZM241 203V204H242ZM50 205H51V203H49ZM58 204V205H57ZM71 204H73V203H71ZM83 204V203H82ZM129 204H130V202H129ZM133 204V205H134ZM152 204H154V203H152ZM242 204V205H243ZM237 205H239V204H237ZM242 206V207H245V206ZM60 206V205H59ZM73 206V205H72ZM241 206V205H240ZM254 206V207H253ZM129 207H130V205H129ZM131 207H132V205H131ZM154 207V206H153ZM241 207V208H242ZM81 208V207H80ZM240 208V209H241ZM260 208H262V209H260ZM56 209V208H55ZM56 209V210H57ZM62 209V208H61ZM78 209H79V206H78ZM83 209V208H82ZM167 209V208H166ZM236 209H238V207L236 208ZM239 209V210H240ZM242 209H244V208H242ZM248 209V208H247ZM51 211L49 212V213H51V212H53L52 210H54L53 208L52 209H50ZM60 210V209H59ZM85 210H86V207H85ZM159 210V209H158ZM163 210V209H162ZM251 210V209H250ZM254 210V209H253ZM255 210V211H256ZM258 210V211H259ZM55 211V210H54ZM70 211V210H69ZM68 210H67V215L68 214H70V212H69ZM78 211V210H77ZM77 211H76V213H77ZM83 211V210H82ZM159 211H161V210H159ZM165 210H163V212H164ZM167 211V210H166ZM241 211V210H240ZM58 212V211H57ZM61 212H62V210H61ZM63 212H64V210H63ZM145 212V213H146ZM148 212H150V210L148 211ZM261 212V211H260ZM264 212V211H263ZM262 212V213H263ZM66 213V212H65ZM124 213V214H123ZM139 213H141V214H139ZM145 213H143V214H145ZM156 213V212H155ZM169 213V212H168ZM52 214H54V212L52 213ZM62 214V213H61ZM75 214V213H74ZM73 214V215H74ZM139 216H138V215ZM142 214V215H143ZM67 215H65V216H67ZM136 215V216H135ZM169 215V214H168ZM76 216V215H75ZM79 216V217H80ZM144 216V215H143ZM64 217V216H63ZM74 217V216H73ZM132 217V219H134ZM53 218V217H52ZM51 218V219H52ZM55 218V217H54ZM76 218H78V216H76ZM71 219V218H70ZM83 220L85 221V222H89V224H87V223H85V222H83ZM56 221V220H55ZM52 222V223H50V224H52L53 226H54V224L56 223V222ZM72 221V220H71ZM71 221H70V223H71ZM107 221H109L108 223H107ZM133 221V220H132ZM244 221V220H243ZM67 222H69V221H67ZM77 222H75L76 224H77ZM177 222V221H176ZM247 222L248 221H246V224H247ZM69 223V224H70ZM74 223V224H75ZM86 224V226H85V224ZM106 223L107 224H110L111 226H108L107 227V225H106ZM189 223V222H188ZM191 223V222H190ZM249 223V222H248ZM124 224V223H123ZM174 224V223H173ZM181 224V223H180ZM187 224V223H186ZM245 224V225H246ZM51 225V226H52ZM58 225V224H57ZM68 225V224H67ZM190 225V224H189ZM188 225V226H189ZM52 226V227H53ZM84 226V227H83ZM179 226H181V225H179ZM179 226H176L175 228V230H174V228H173V231H175L174 233H176L177 232V230H179L180 228H179ZM183 226H185V224L183 225ZM182 226V227H183ZM188 226H186V227H188ZM243 226V225H242ZM56 227V226H55ZM58 227H59V225H58ZM146 227V226H145ZM144 227V228H145ZM244 227V226H243ZM246 227V226H245ZM248 228H249V226H247ZM261 227H262V225H261ZM60 228V227H59ZM59 228H55V229H58L57 231H53L52 233L55 235V234H57V235H55V239L57 238L56 236H58V238H60V241H62V239H64L65 237L67 238V235L64 237V234H65V232L67 231H65L64 229H59ZM61 228H63V227H61ZM109 228H112L111 230L112 231H110V229ZM124 228V227H123ZM179 228V229H178ZM193 228V227H192ZM54 229V227H53V230H55ZM126 229V228H125ZM183 229H186L185 227L183 228ZM196 229V228H195ZM243 229V228H242ZM247 229V228H246ZM249 229H252V228H249ZM248 229V230H249ZM109 230V231H108ZM128 230V229H127ZM188 230V229H187ZM186 231V230H185ZM130 232V231H129ZM128 232V233H129ZM179 232V231H178ZM177 232V233H178ZM245 232V231H244ZM152 233V232H151ZM167 233V232H166ZM182 233V232H181ZM246 233H247V231H246ZM165 234V233H164ZM169 234V233H168ZM171 234V233H170ZM169 234V236H171ZM172 234H173V232H172ZM197 234V233H196ZM252 234H253V232H252ZM251 234V235H252ZM131 235V234H130ZM148 236H147V238L149 237V234H147ZM180 235V234H179ZM191 235V234H190ZM256 235V234H255ZM257 235H259V234H257ZM127 236V237H126ZM133 236V235H132ZM142 236V235H141ZM153 236V235H152ZM151 236V237H152ZM163 236V235H162ZM166 236V235H165ZM164 236V237H165ZM178 236V234L176 235V237ZM250 236V235H249ZM249 236L248 237H246V239L247 238H249ZM254 236V235H253ZM73 237H75V239L73 238ZM77 237H79V239L77 238ZM179 237V236H178ZM190 237V236H189ZM194 237V236H193ZM199 237V236H198ZM257 237V236H256ZM174 238V237H173ZM181 238V237H180ZM195 238V237H194ZM250 238H252L253 239V237H251L250 236ZM255 238V237H254ZM68 239V238H67ZM70 239H71V237H70ZM153 239H154V237H153ZM159 239V238H158ZM158 239H156L157 241L156 242H158ZM161 239V238H160ZM159 239V240H160ZM169 239V238H168ZM168 239H167V242H169V243H172V239H171V242H170V240L168 241ZM176 239V238H175ZM193 239V238H192ZM65 240V239H64ZM185 240H186V242H187V239L185 238ZM228 240V239H227ZM231 240V239H230ZM229 240V241H230ZM245 240V239H244ZM248 240H250V239H248ZM256 240V239H255ZM254 240V241H255ZM175 241V240H174ZM178 241H184V239L182 240V238H181V240L179 239ZM207 241H209V239H207ZM206 241V242H207ZM242 241V240H241ZM240 241V242H241ZM253 241V240H252ZM258 241V240H257ZM256 241V243H254V244H252V245H255V244H258V242ZM63 242V241H62ZM141 242H143V241H141ZM177 242V241H176ZM190 242V241H189ZM192 242V241H191ZM246 242V241H245ZM138 242H137V240H136V243L135 244H137ZM139 243H140V241H139ZM139 243H138V245H139ZM146 243H147V241H146ZM200 243V242H199ZM210 243V242H209ZM215 243V242H214ZM216 243H218V242H216ZM228 243V242H227ZM226 243V244H227ZM144 244V243H143ZM148 244V243H147ZM174 244V243H173ZM182 244V243H181ZM187 244H188V242H187ZM186 244V245H187ZM203 244H205V242L203 243ZM208 244V243H207ZM219 244V243H218ZM229 245H230V242L228 243ZM227 244V245H228ZM248 244V243H247ZM260 244V243H259ZM258 244V245H259ZM63 245V244H62ZM141 245V244H140ZM165 245H167V244H165ZM169 245V244H168ZM176 245H178V244H176ZM185 245V244H184ZM212 245V244H211ZM248 245H250V244H248ZM252 245L250 246V247H252ZM87 246H90L91 248H89V247H87ZM122 246V247H121ZM137 246V245H136ZM142 246V245H141ZM141 246H140V248H141ZM188 246V245H187ZM205 246H207V245H205ZM210 246V245H209ZM144 247H146V246H144ZM236 247H237V245H236ZM258 247V246H257ZM256 247V248H257ZM137 248H139L138 246H137ZM140 248H139V250H140ZM143 248V247H142ZM141 248V249H142ZM150 248V247H149ZM172 248V247H171ZM196 249H197V247H195ZM229 248V247H228ZM233 248V247H232ZM254 248H255V246H254ZM259 248V247H258ZM151 249V248H150ZM200 249V248H199ZM202 249V248H201ZM226 249V248H225ZM68 250L66 251V252H68ZM69 250V251H70ZM88 250V251H89ZM138 250V251H139ZM145 251H146V249H144ZM143 250V251H144ZM171 250V249H170ZM214 251H215V253H214V256H215V254H221V251H222V248L221 247H219V245H217L214 249H213ZM230 250H231V248H230ZM237 250V249H236ZM239 250V249H238ZM241 250V249H240ZM79 251V252H80ZM209 251V250H208ZM233 251V250H232ZM243 251H244V249H243ZM64 252V251H63ZM65 252V253H66ZM86 252V251H85ZM104 252H105V250H104ZM104 252H103V254H104ZM106 252H105V254H106ZM128 252V251H127ZM195 252V251H194ZM226 252H228V251H226ZM237 252V251H236ZM94 253V252H93ZM143 253V252H142ZM149 253V252H148ZM147 253V255H152V254H148ZM155 253V252H154ZM169 253V252H168ZM210 253V252H209ZM67 254V253H66ZM100 254V253H99ZM102 254V255H103ZM110 254V253H109ZM126 254H128V255H130V253H126ZM139 255L141 254V253H138ZM146 254V253H145ZM144 254V255H145ZM156 254V253H155ZM154 254V255H155ZM166 254H167V252H166ZM213 254V253H212ZM217 254V255H218ZM219 254V255H220ZM72 255H74V254H72ZM98 255V254H97ZM101 255V256H102ZM116 255H114L115 256V258H116ZM123 257H122V256ZM127 255V256H128ZM132 255V254H131ZM142 255V254H141ZM141 255H140V257H141ZM144 255H142L143 256V258L145 259V262H144V264L146 263V261H150L151 260V258L153 257V256H151V257H149L148 256V259L150 258V260H148L147 259V256H146V258L144 257ZM208 255H211V254H208ZM229 255V254H228ZM228 255H226V258H227V256ZM66 256H68V254L66 255ZM121 256V257H120ZM212 256V255H211ZM223 256H225V255H223ZM222 256V257H223ZM230 256H231V254H230ZM229 256V257H230ZM195 257V256H194ZM197 257V256H196ZM209 257V256H208ZM217 257V256H216ZM228 257V259L230 260V258H232V256L229 258ZM102 258V257H101ZM108 258H110V259H113L114 257H111L110 255H109V257ZM131 258V257H130ZM142 258V257H141ZM215 258V257H214ZM221 258V257H220ZM220 258H218L219 260H220ZM233 258H234V255H233ZM109 259V260H110ZM120 259V260H121ZM153 259V258H152ZM155 260H157L156 258H154ZM159 259V258H158ZM161 259V258H160ZM159 259V260H160ZM163 259V258H162ZM207 259V258H206ZM216 259V258H215ZM113 260H115V261H113L114 262V264H115V262H116V259H113ZM125 260V259H124ZM129 261L131 260V259H128ZM158 260V261H159ZM167 260V259H166ZM195 260V259H194ZM198 260V259H197ZM210 260V259H209ZM211 260H212V257H211ZM226 260V259H225ZM228 260V261H229ZM132 261V262H131ZM130 262L131 263H127L126 261V263L124 262V264H132L133 262H134V259L133 260H131ZM161 261H163V260H161ZM165 261V260H164ZM207 261V260H206ZM218 261V260H217ZM232 261V260H231ZM112 262V263H113ZM121 262V261H120ZM147 262V263H148ZM156 263L155 261H152L151 263ZM205 262V261H204ZM216 262V261H215ZM221 262V261H220ZM222 262H223V260H222ZM225 262V261H224ZM230 262V261H229ZM122 263V262H121ZM146 263V264H147ZM150 263V262H149ZM148 263V264H149ZM153 263V264H154ZM162 263V262H161ZM192 263V262H191ZM206 263V262H205ZM218 263H219V261H218ZM119 264V263H118ZM159 264H160V262H159ZM195 264V263H194ZM200 264V263H199ZM221 264V263H220ZM225 264V263H224Z\"/></svg>",
  "mask_w": 264,
  "mask_h": 264
}]
</instances>
